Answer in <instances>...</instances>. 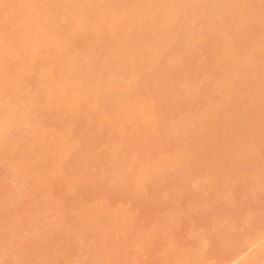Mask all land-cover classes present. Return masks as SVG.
<instances>
[{
	"label": "bare ground",
	"instance_id": "bare-ground-1",
	"mask_svg": "<svg viewBox=\"0 0 264 264\" xmlns=\"http://www.w3.org/2000/svg\"><path fill=\"white\" fill-rule=\"evenodd\" d=\"M1 1L2 2H0V4H2L4 2L3 3L4 5H5V3L9 4V6L12 5V7L11 6L10 7L12 8V10H14L16 8L15 5L18 6V3H20L22 0H1ZM34 1L35 2L38 1V3H39V5L37 6L38 8L36 10L33 9L35 12L32 11L33 14H31L32 16H30V17H28L29 15L27 16V14H25L26 17L28 18V19L26 18V22L25 23H21V21L18 22L22 26V28H21V26L19 27L22 30L21 31L19 30L17 32L15 31V33L12 35H11L12 32L9 33L10 35L7 34V26L8 25H6V19L3 17V14L6 11H1L2 9L5 10L6 7L3 8V6H2L0 8L1 9L0 15H2V17L5 19V22H4L3 18H2L3 21L0 20V22H1L0 23V61H1L2 65H4V68L7 66L9 69V67H10V70L7 72L9 77H6L7 73L3 74V72H6L7 67H6L5 71H2L0 69V72H1L0 73V86H1V84H2V86H5L7 88V91L10 89L8 91V93L9 92L12 93V92L16 91L15 92V94H16L17 90H20V92H18L20 96L17 95L18 93L16 94V96L14 95V98H15L14 100L17 99V96L20 97L19 101L21 99L24 100L26 98V97H24V95L26 94V90L29 89L28 93L25 95V96H27V98L25 100H27L28 102L31 101L30 105H32V106H30V107H35V108H36V103H35L34 99L37 96H35V98H34V97L30 96V93H31V91L34 92L33 90L36 88V90H38V92L36 91L37 95L43 96V100H44L43 102H44V104L46 103L49 108L53 103L57 104L58 107H56V110L54 109L56 111L55 113L57 115H59L57 117H60V120H59L60 123L57 125V127H59V126H61V128L62 127H64V128L65 127H67V128L68 127H70V128L75 127L74 124H76L79 120H81L84 117L85 121L87 120V122H88V126L86 124L85 125H86V127H89V128H88V131H86V134L83 131L85 136L83 135L84 141L81 140V143L83 142L82 148H81L82 150L80 149V151H79L78 149H76V152H77V150L79 151L78 154H80L81 152H82V154L84 153L83 155L81 154L82 155L81 157L84 156V158H85L82 160L81 157H77V159L79 158V161H81L80 163L78 160L75 159L77 166L79 165V168H81V171L78 170V173L80 172V176H81V174H84L83 176H86L87 173L84 171H89L88 170L89 166H92L88 160L90 158V156L91 157L93 156L96 159V160L92 159L93 160L92 161L90 158L91 162L94 163V160H95V162H97L99 159L100 162H102V163L104 162L103 165L106 163L105 164L107 166L106 168L109 167V170L106 169L107 173L106 172L104 173L106 177H102V175L100 173L101 176H99V177L97 176L98 178H96V180L98 179V182H103V184H104V185L99 186V184L96 183L99 188L100 187L102 188V190H99L101 196L97 197V200L99 199L100 201L95 202V206L94 207L92 206L93 207L92 210H89V208H90V204H89V207H87V209H86V207H85L86 205H85L83 207L85 210L82 208L83 211L80 212V215H79L80 219H78L80 221L79 222L77 221L78 224L76 223V228L78 230H80L79 231L80 233L77 232V230H75L76 229L74 226L75 225L74 223L76 222L75 218H74L75 222L72 220L74 222L72 227H70L71 226L70 225V226H67L65 228L61 227L60 224L58 226V222L55 223L54 221H51V222H54L56 224V225L54 224L55 225V227H54V225H52L53 223H51V225L54 228H49V230L48 229L43 230V228H41L42 229L41 230L42 236H40V234H38V235L36 234V238L34 236V240L32 239L33 242L31 241L30 247L28 244L27 245L28 248H26L27 246H25V245L19 247V249L17 248L18 251L20 250V252H21L20 256L23 257L25 255V257H23L24 259L21 257V259H18L19 260L18 263L17 262L16 263L17 264H20V263H22V264H53L54 258L59 253H62V252L64 253L63 249H61L62 252H59V251H61L60 248L63 246V244L67 245L71 241L74 243L78 242L77 245L76 244L74 245L73 243L70 242L68 245H70L71 247L73 245L74 246L81 245L83 242L82 239H85L84 233L85 234L91 233L90 230L96 229L98 227V226L96 227L98 222L101 225V222L105 221L104 223L106 224V225L102 224L101 226H99L97 228L98 230L96 229L98 231V233L100 232L99 233L100 235L102 233L101 236H103L102 237L103 240L101 238L100 239L103 242H105L104 237H108V234H107V236H104V234L108 233L109 230L113 229V230H115V233H116L120 228H123V227L126 228L127 225L130 226V224H132V223L129 224V222H131V221H129V219H127V218H126V221L128 223L123 220L125 225L121 224V223H123L122 221H121V223L118 222L120 219V216H118L117 214L120 212L116 213L117 210H116V212L111 210L112 208L109 207L110 205L108 206L105 203V200L112 199V198H109V199L106 198V194L110 195V192L112 193V195L115 194L114 196L116 197V200L117 199L120 200V198L117 196H119V195L121 196L123 194V196L121 198L124 200V193L123 192L126 191V190H124V187L126 186V184L128 182H130L129 180H131L132 174H133L132 175L133 178H132V181L130 183H131V186H133V188L131 186L129 187L130 184L128 183L127 187H125V189H130V191L132 190L131 193L134 190L136 193L134 192L135 194H133V193L131 194L128 192L126 195L127 198L134 196V195L136 197L139 196V198H141V197L144 198V195H145L144 192L145 193L149 192L148 190H146L147 188H145V187H147L146 183L148 181V182L153 183V187L157 186L155 189H153V187H151V190L153 189V191H154V192L151 191L152 193L155 194L157 192L159 195L162 194L163 197L160 195L161 198H164V195H165V198H167V199L168 198H174V201L172 202V204L175 203L176 206H174V210L176 208V210H175L176 212L172 211V213L175 212L174 215L175 214L179 215L180 219H182L183 223H184L183 216L184 215H186V217L189 216L188 215L190 213V212H188L189 210L193 211V209H194L196 211L202 212L203 215L205 214V216L207 215L206 219L208 218L209 221L205 220V218H204V220L209 222L208 226L206 225L208 230L205 229L204 231L205 232L208 231V233H207L208 235H206L205 232L202 235V232L200 230L198 232H196L195 231L196 228L192 229L193 233L191 234V236H192L191 238H193V240H190V244L192 241L193 244H192L191 249H194V252H195L194 255L195 256L197 255V257H198V256L204 255L205 252H208L207 247L210 246L209 244L213 243L214 244L213 253L216 255V257L214 255V257L212 256V258H217V262L219 260L221 262L219 264H223L224 261L227 260V258H230V257L233 258V256L239 255V254H240L239 256L242 255V257L247 256L248 253L251 252V250L249 252V249L264 245V244H262V243H264V241H263L264 237L262 235H260L262 232L260 233V231H258V229L261 231L264 230V217L262 215V214H264V158H263L262 149H261V148H263L262 145L264 144V142H263L264 141V124H262V126H261V124L259 123L262 120H264V119H262V117L264 118V107H262V106H264V83H261L262 81H264V0H32L31 3L35 4ZM29 2H30V0H29ZM171 2L172 3L175 2V5L177 6V11L174 12L172 6H169V4ZM23 3H25L24 0H23ZM26 5H30V3L26 4ZM14 6H15V8H13ZM18 7H20V6H18ZM25 7L27 8V11H28V7L27 6H25ZM22 8H23V6H22ZM174 9H176V7H174ZM203 9L205 10L204 12L202 11ZM6 10H9L8 11L9 15H11V13H12V15H14L13 13L17 9H15L14 12L12 10H11L12 12H10V9H8V7H7ZM19 10H20V8H19ZM2 12H3V14H2ZM12 15L10 16V19L13 17ZM16 16L13 18H16ZM20 16H22V15H20ZM20 16L18 15V17H20ZM196 16H199V19L201 16L202 19L199 20ZM196 18L198 19V21L200 23L204 22L203 23L204 26H206L205 23L206 24L210 23V24H207V27H208L207 30L208 31H205L206 33H204V31H203L204 29H202L204 37H203V41L199 38V40H201L202 42L201 41L199 42L198 47L194 46V44H196V42L194 43V41H196V40L192 41L193 33H195L194 31H196L195 29H197L198 26H200L198 21L197 22L194 21V19H196ZM43 19H46V20L43 21ZM170 19L173 21L172 22L173 24L170 23V25H172L171 27L167 26V28L170 27V29L166 30L165 25H163V26H165L164 27L165 30H164V28H161L162 24L169 22ZM14 20H16V22L15 23L11 22V24L13 23L16 25L17 19H14ZM9 21H11V20H9ZM45 21H47V22H45ZM22 24H24V25H22ZM9 26H10V24H9ZM9 26H8V29H9L8 31H12L13 28L10 30ZM43 28L45 29V32H41V29H43ZM13 32H14V30H13ZM86 32H91L92 34H90V35L92 37L87 38L86 36L89 33H87V35H86L85 34ZM197 33L195 34L196 36H197ZM198 36H200V34ZM198 36H197V38H198ZM173 38H177L178 43H176L177 42L176 40H175L176 42L172 43L171 40ZM197 38H195V39H197ZM170 42L172 44H174V46H172ZM125 43H128V44H126V45H128V47H126ZM51 44H53L57 47V48H55L52 45L55 49H58L57 54L54 55L56 62L52 61L53 62L52 65L54 64L55 68L48 71V72H45V74H46V75L44 74L45 76L43 75L41 78L39 77L38 79H35L34 82L30 83L31 81H29L30 79H28L29 74L30 73L32 74V72H35V71L36 72L40 71L41 67L42 66L46 67L45 63H47V62H43L41 60L42 58L37 60V57L33 55L34 52L36 53V51L41 49L43 46H49ZM122 44L125 46H122ZM49 48H52V47L49 46ZM42 51H44V50H42ZM54 53L55 52H53V54ZM176 54H182V56H183L182 58L184 59V61H185L184 64L186 66V67H184V69H181L178 67L177 64H179V62L178 63L174 62L173 59H175L174 56ZM202 54L207 57L206 58L207 61H206L205 65H201V63L200 64L197 63L198 58L201 59L200 57ZM15 55H16V57H15ZM50 56H52V55H50ZM179 56H177V57H179ZM40 57H42V56H39V58ZM46 59H44V60H46ZM50 59H51V57H50ZM52 59H53V57H52ZM176 60H177V58H176ZM202 62H203L202 64H204V61H202ZM1 63H0V66H1ZM50 63L51 62H49V64ZM49 64L47 63V67ZM200 66H202V67H200ZM146 68L152 69L154 73L151 74L150 76L146 75V77H145V75L143 73H145V71L147 70ZM143 69H144V71H143ZM152 70H151V72H152ZM206 70H209L210 73H213L212 77L215 76L213 80H210L211 83L205 81V79L202 77L203 72H205V74H206ZM9 72H10V74H9ZM39 73H41V71ZM140 73H142L144 77H142V75ZM4 75H6V76H4ZM38 75L36 76V78L38 77ZM200 78H201V80L203 79L205 82L209 83L208 86L206 85L207 87L205 85H203V87H205L204 90L196 91V89H195V91L192 92L193 93L192 95H188L189 91L187 93V92L183 91L184 88H182V89L180 88L181 83L184 84L185 82H187L190 85H194V84H197V82L200 80ZM23 83H24V85H23ZM25 83H26V85H25ZM198 84L200 85L199 82H198ZM31 85H34V86H31ZM25 86H27V87H25ZM22 87H24V88H22ZM28 87H30V88H28ZM183 87H185V85ZM192 87H191V90L194 89V88L192 89ZM203 87H201V88L203 89ZM14 88H15V90H14ZM185 88L187 91V87H185ZM201 88L199 86V89H201ZM122 90H124V92ZM2 91H3V89H2ZM8 93H5V94L11 96V97L9 96L10 97V100H9L10 104H13V105L15 104V108H16V104H17L16 102L17 101H15V103H12V100H13L12 94H8ZM7 95H5L4 97L2 96V97L5 99V97ZM205 95H209L211 97V98L206 99V100H210V101L212 100V101L207 103V101L204 98ZM11 98H12V100H11ZM37 98H39V97H37ZM44 98H46V99H44ZM98 98L99 99L101 98V100H100L101 106L99 104V107H97V102L99 103V101L97 100ZM155 98L157 99L156 102H155ZM7 99H8V97L5 99L4 103L7 102L6 101ZM50 99H52L53 101ZM157 101H158V104H156V106L151 105V103L152 104H153V102L157 103ZM244 102H246V103L249 102V103H247L246 106L250 105L249 107H251V106L252 107L247 109V107L245 106L246 108L243 109L244 105L246 104V103L242 104ZM200 103H204L205 108L204 107L203 108L205 110L200 111L201 110L200 109L201 106H200V108H197L200 110L195 111V108ZM37 104H40V103L38 102ZM6 105L8 107L6 106L7 107L6 108L4 106L5 111L11 110V111H9L11 113L13 111V109H15L12 105H9V102H7ZM28 105H29V103H28ZM201 105H203V104H201ZM24 106H26V104ZM27 107H29V106H27ZM30 107H29V109H32ZM96 107L100 110L98 115H95L97 112H96V110L95 111L93 110V109H97ZM127 107L133 108L132 112H131V109L129 110L130 112L129 111L126 112V113H129L126 116H129L130 118L134 114L136 115V113H140V114L142 113L143 114V116L141 115L143 117L142 123H140L141 120H139L140 122L138 121L139 118L138 119L135 118L140 123L139 125L142 124L141 126L144 129L141 130V129H139L140 127L138 129L134 128L133 132H135V130H137V131L135 133L131 132V135L133 133V135L136 136L135 139H134L135 136L132 138L133 140H136L133 143H136L138 140L146 143L150 138V141L147 142L148 146L151 147V145L149 144L150 142H153L152 145L156 146L157 142L159 144L163 140V139H159L160 136L164 135L166 139L163 136L164 140L161 144L158 145V147L161 148L160 145H162V144H163V146H165L164 143L168 144L169 147L167 145L166 146L168 147V149L171 147L170 148L171 152L169 150V152L166 153L167 151L163 150L164 149L163 148L162 149L163 153L165 151V153L167 154V157L163 153H161L162 155H160V154L156 155L155 153L154 154L156 155V157L158 156V158L160 156H164L166 158L160 157L159 159L156 158L157 160L154 159L155 155L153 156V154H150L151 148H150V150H148L147 149L148 147L145 146V145H147V143L144 145L142 142L140 143L139 141L135 144V146H137V145L139 146V147L137 146L138 148L136 147V150H135L134 146L132 145L133 151L132 150L129 151L128 157H126L127 155L123 156L124 154H122V156L118 157L119 154H121V153H118V154L116 153L117 154V156H116L115 153H113V155H112L111 154L112 152H111L108 154L103 153L105 155L100 153L103 157V158H100L101 156L99 154L98 155L96 154L98 151L96 148V147H98L97 145H99L98 143L101 142V144H102V141H105L108 144V141L109 142L111 141L112 143H113V141H116L115 140L116 137H115L114 133L117 130H119V131L123 130L124 131L125 128H123L124 127L123 124H126L128 122L127 123V125H128L130 122L129 125H130V127H132L131 122L133 120H131L129 117H128L129 120L127 119V122L123 121L124 122L123 124L121 123V121H120V123H119V121L111 123L112 124L111 127H110V125L107 124L108 122H106V121H110V120L113 121V119L115 118L114 117L115 111L119 110V112H122V110L123 109L125 110V108H127ZM181 107H183V108H181ZM54 108H55V106H54ZM249 109H251L252 111L251 110L248 111ZM51 110H52V108H51ZM99 110H97V111H99ZM126 110H128V108ZM32 111H34V113L36 112L34 110V108L31 110V112ZM92 111L96 112L94 114L95 116H92L93 114H90V112H92ZM0 112H1V108H0ZM2 112H4V110ZM9 112H7V113L4 112V115H5V113L8 114ZM15 112H12L11 121H12V118L14 117L13 115L15 114ZM40 112H41V110H40ZM10 113H9V116H11ZM45 113L46 112H44V114ZM17 114H18V112H16V115ZM32 114H33V112H32ZM4 115L2 114V116H4ZM33 115H36V114H33ZM135 115L133 117H135ZM137 115H139V114H137ZM167 115H169V116L171 115L170 116L171 118H169V116L167 117ZM5 116H8V115H5ZM36 116H38V115H36ZM55 116H54V118H55ZM1 117H0V119H2ZM5 118H3V119H5ZM33 118H35V116H33ZM47 118H48V116H47ZM54 118H52V119H54ZM121 118H124L123 114H122ZM121 118H119V119H121ZM177 118H180L179 121L175 120ZM259 118H261V120L259 122H257L259 120ZM57 119H59V118H57ZM219 119H221V121ZM224 119L226 122L225 124H227V121L232 124V125L230 124V127L232 126L234 128L235 132H234L232 127H231L232 129L231 128L229 129V127H228V129H225L226 128V126H225V128L222 129L223 127L220 124L223 123L222 121ZM254 119H256V120H254ZM8 120H9V118H8ZM20 120H23V119L20 118ZM55 120H56V118H55ZM123 120H125V119H123ZM11 121H10V124L7 123V126L11 125L10 127H12L13 123ZM114 121H115V119H114ZM116 121H117V118H116ZM216 121H218V122L220 121L221 123L219 122V124L216 125V123H218ZM13 122L16 123L15 119ZM57 122H58V120H57ZM82 122H84V121H82ZM21 123H24V122L21 121ZM51 123L52 122H50V124ZM54 123H55V121H54ZM0 124H1V122H0ZM2 124H5V125H3L5 127V128H3L5 131V129L7 128L6 123L4 122ZM22 125H24V124H22ZM85 125H83V126H85ZM107 125H108V127H105ZM113 125H114V127H112ZM127 125H125V126H127ZM0 126L2 127V125H0ZM14 126H15V124H14ZM19 126L21 127V124ZM76 126H78V124ZM10 127L8 128V130H10V129L12 130V128H10ZM20 127H19V129L18 128H16V129H18V131H20ZM46 127H48V126H46ZM133 127L131 129H133ZM219 127H220V129H222L221 131H220ZM61 128L59 127L60 130H61ZM109 128H110V130H109ZM3 129L0 128V133L2 132ZM52 129L55 130V128H52ZM56 129H58V128H56ZM77 129H79V128H77ZM83 129H84V127H83ZM147 129H151L149 131L154 133L153 137H155V138L152 137L153 133H150L148 135L149 137H147V138L143 136V135L147 136L146 133L149 132ZM152 129H153V131H152ZM62 130H64V129L62 128ZM145 130H147V131L145 132ZM223 130L227 133L224 134ZM227 130L228 131L230 130V132H228ZM7 131H6V133H8ZM42 131H43V129H42ZM81 131L82 130H80V133H81ZM142 131H144V132H142ZM53 132L51 135V132L49 133V130H48V133L51 136H49L46 147H47V149H50V151H51V149L56 151L57 155L55 154V156L51 157V158H49V157L52 154H50V155L47 154V155H49L48 158H47V155H45L46 156L45 158L42 155L43 158L41 156V158H40L41 160H39V156H36L34 154L38 159V160L35 159L36 162L33 159L31 160V158H29V162H28L27 157H25L26 156L25 151L27 149L28 152L27 151L26 152L29 155V153L33 151V150H31L32 147L34 149V152L36 151L35 148L37 149V147H41L38 144L41 141V136H38V134H37L38 132L35 133V135L30 136L29 140L27 141V142H29L30 146L27 145L28 143L24 144L26 141H23V143L19 142L22 144V145H20L21 147L20 146L19 147L22 149V151L25 150L24 152H22L20 149H18L19 147L18 146L16 147L14 145V142H13V144L11 143L14 140L9 141L8 139L10 137H8V139H7V135H9L10 133H8L7 135L4 133L6 135V138H5V140H3V139L2 140L5 141L6 144L4 142L5 145L2 143L3 146L2 145L0 146L1 159H2V157L3 158L4 157L9 158V159H6L9 161L7 164V167L10 170L11 169L14 170L16 168V170H14V171L11 170L13 172H16L18 170L16 172L18 174V176H16V177L17 178L20 177L21 179L23 178L25 180V181H23V179L21 180L22 182H24L23 184H25L26 182L29 183V181H30V183H33L32 181H34L35 183H33L34 184V185H32L33 187L30 186V183H29V186L31 188L30 189L28 188V190H30L31 192H27V190H23V192L20 193L21 198L20 197L19 198L22 200L19 199L20 200L19 206L21 207L24 205V207H21L23 211L20 208L19 211L17 209L15 210L16 213L14 210H12V212H10L11 210H8L9 208L7 207V209L5 208L7 210V212H6L4 209H2V207H1L2 203H1L0 215L2 217L0 216V233L2 232L1 233L2 235L5 234L6 232H7L6 234L10 235V233L14 230L13 228H16L18 226L17 222L20 223V220L22 219L21 216L23 217L26 215L27 217L25 216L23 218L26 220H28L27 218H29V219L31 218L32 222L30 220H28L27 221L28 223H29V221L31 223H37L36 222L37 217L33 216V214L35 215V213H33V211H32V213H30L32 207H29V206L34 205L36 200H37V202L40 200L42 202L46 198L49 197L48 199L50 201L52 200V202H53V200L58 198L57 195H56L57 197L54 198L55 194H53V195L51 194V192L53 193L54 190L53 189L50 190V187H52L54 185V183L58 181L59 170H61V173H62L61 177L64 176V179L62 182H64V181L66 182V180L68 181V179H66V177H68V176H66L64 174H66L65 171H67L69 169V167L73 168L72 167L73 164H72V166L69 165L68 169H65L66 165L63 163V162H65V161H63V158L66 154H68L70 152V149H71L70 147L72 145L70 144L71 146L69 147V142L67 141L69 138L68 139L66 138L67 139L66 140L64 138V135H63L64 133L62 134L58 130L60 135L55 136L54 135L55 132H54V134H53ZM221 132H223L222 133L223 135L221 134ZM237 132H238V135H237ZM80 133H78L79 136L77 134H76L77 136H74L76 138L79 137L77 139L78 141L82 138L81 137L82 135H80ZM136 133L138 136L136 135ZM156 133H160L159 135H157L159 138L157 136H155ZM161 133H163V134H161ZM239 133L242 135H243V133L253 135V136L250 135V137L251 136L253 137L252 140L251 139L249 140V138H250L249 136H248L249 138L247 137V139L251 143V144H249V142H247L248 143L247 145H249V146H247L246 144H245V146H243L244 144L240 145V143L236 142V141L241 142L240 140H236V139L240 138ZM4 134H0V135H2L4 137ZM41 134H47V133L42 132ZM141 134H143V135H141ZM247 134H246V136H247ZM103 135H104V137H103ZM150 135H151V137H150ZM224 135H226V136H224ZM15 136H19V135L16 134ZM219 136H221V137H219ZM67 137H68V135H67ZM138 137H141V138H138ZM143 137L146 138V141H143V139H144ZM224 137L226 140L224 139ZM228 137L231 140H229ZM17 138H14V139H17ZM227 138H228V140H227ZM10 139H12V138H10ZM44 139L46 140L45 137H44ZM156 139H159V141ZM217 139L219 142L221 141L222 144L225 141V145L229 144V146L231 148V151L227 152V154L229 153L228 155L225 153L228 156L227 160L225 159L224 163H222V162L219 163V164H222V166H217V164H218L217 161H219V160L216 161L217 158H215V159L213 158V157L217 156L218 154L217 155L212 154V152L214 151V149H213L214 145L217 146V143H219L217 141ZM154 140H156L157 142ZM17 141H19V140H17ZM167 141H168V143H166ZM226 141H228V142H226ZM229 141H231V142H229ZM234 141L238 144H236ZM42 142H43V140H42ZM75 142H77V141H75ZM85 142H87V143H85ZM154 142H156V144ZM169 142L172 143V145ZM186 142H187V144H185ZM233 142H234V144H232ZM242 142H244V140H242ZM133 143H131V144H133ZM244 143H246V142H244ZM48 144H49L50 148L48 147ZM85 144L87 145V147H85L86 146ZM181 144H184V145H181ZM40 145H42V144H40ZM123 145H125V144H123ZM187 145L189 146V148ZM218 145L220 146V144H218ZM237 145H238V147H236ZM113 146H111V147L113 148ZM140 146H142V147H140ZM183 146H186L187 148L183 147ZM78 147H81V146L79 145ZM226 147H225V150H226ZM258 147L259 148L261 147L260 148L261 150L258 149ZM114 148H116V147L114 146ZM144 148H146L148 151L147 150H142V151H145V152L147 151L150 155H148L147 152H146L147 153L146 155H148V156H146L144 152H143L144 154H142L141 149H144ZM218 148H217V150H218ZM39 149H42V148H39ZM83 149H84V151H83ZM165 149H166V147H165ZM172 149L177 150V151H175V153H173L174 151H172ZM13 150L15 152H13ZM17 150L21 154H23L22 156L20 155L19 157H23V158H22V160H20V158H18L17 161H21V162L16 161L17 162L16 163V162H14V160L17 159V157L15 156L18 154V153L16 154ZM108 150H110V148ZM117 150H118V148H117ZM137 150H139L140 152ZM181 150L183 151V153ZM50 151H49V153H50ZM86 151H88V152L90 151V152L86 153ZM100 151H102V150H100ZM8 152H9V154H8ZM127 152L128 151H126L125 153L127 154ZM24 153H25V156H24ZM151 153H153V152H151ZM3 154H5L6 156L5 155L3 156ZM75 154H76V156L78 155L77 153H75ZM85 154L86 155L88 154V155L86 156ZM90 154H92V155H90ZM93 154H95L96 156ZM177 154H179V155H177ZM10 155L11 156L14 155V158L15 157L16 158L14 159L13 156L11 157ZM168 155H169V157H168ZM150 156L151 157L153 156V158H151ZM179 156H181L182 159L179 158ZM28 157H30V156H28ZM97 157H98V159H97ZM11 158H13V160ZM74 158H76V157H74ZM25 159L27 161H25ZM84 160L86 163L84 162ZM86 160H88V161H86ZM110 160H112V161H110ZM11 162H12V164H10ZM31 162L34 163V165H33L34 170L31 167V164H32ZM70 162H71V160H70ZM87 162L89 165L87 164ZM100 162H97V163H100ZM112 162H113V166H112ZM14 163H16V165ZM62 163H63V169H62ZM97 163H95V164H97ZM108 164H110V165H108ZM9 165H11V167L13 165V168H11ZM74 165H75V168H74V170H75L76 164H74ZM204 166H206L205 168H207V172H206V170H204L205 169ZM29 167L32 169H29ZM129 168H131V169L133 168V170H131L132 173H131V171L130 172L128 171ZM202 168L204 171L202 170ZM74 170H73V172H74ZM96 170H97V168H96ZM202 172L204 175L202 174ZM204 172H206L207 174L209 173L208 176H206ZM61 173H59V174H61ZM78 173L77 172L74 173L75 178H73V179H76V176H77L76 174H78ZM89 173H90V171L88 172L87 176L92 175V173L91 174H89ZM134 175H137V176H134ZM158 176H159V178H158ZM61 177H60L59 181L62 179ZM70 177H69V180H70ZM89 177H91V176H89ZM89 177H87V179ZM129 177H130V179H128ZM155 177H157V178H155ZM83 178L81 177L80 181L85 180V178L84 179ZM134 178H135V180H134ZM102 179H103V181H102ZM124 179L126 182L124 181ZM156 179L158 181H160V182L162 181V182L159 183L157 181L158 182L157 183V182H155ZM26 180H29V181H26ZM55 180H57V181H55ZM91 180H92V178L89 181H91ZM93 180H94V177H93ZM3 181L4 180L1 181V179H0V183L2 182V185L1 184L0 185L3 186V187L0 186L1 187L0 192L3 191V193H2L3 195L1 193L0 194L2 196L9 195L7 193H4V190L6 188L7 191L5 190V192H8L10 190V188L8 186H10V185L8 183L7 187L4 186L7 182L3 183ZM110 181L113 184L117 185V186L114 185V186H116L115 190H117V191L111 189V187L110 188L108 187L110 185V184H108ZM133 181L135 183H133ZM194 181H196L197 184L200 183L198 185H201V186L203 185L201 182L204 183V185L202 186V189L205 187L204 189H206V190H203V191L200 190L201 187L199 190L196 189L198 185H196V188H195L197 191H199V193H200V191H202L204 193V196L199 195V194L197 195V193H198L197 191H196L197 193L195 195V189L192 192V189H191L192 187H190V189L188 188L189 184L190 185L194 184ZM19 182H20V179H19ZM36 183H37V185H36ZM73 183H76V182H74V180H73ZM73 183H72V181H71V183H69V181H68V185H67V182L65 183V185L63 184V187L64 186L65 187L67 186L66 188L69 187L68 190L65 187L63 189L62 186H61L62 188L59 189V190H61V192H62V189L65 190V192L68 191L70 196L72 194L70 192H73L74 196L72 195L73 198L70 197V199H69L70 201H71V199L78 198V196H79L78 191H80V189H81L80 187H81L82 182H80V183L77 182L78 183L77 186L80 185V187L75 186L76 184L73 185L76 187L77 191H76V189H74L73 186H71V184H73ZM132 183L135 185H133ZM162 183H163V185H162ZM82 184H84V181ZM86 184H88V183H86ZM159 184H161V187ZM123 185H124V187H123ZM87 186H89V184ZM103 186H104V188H103ZM114 186H113V188H114ZM158 186L160 189L158 188ZM54 187H55V185H54ZM120 187L123 188L124 191L122 189H120ZM162 187H163V189H161ZM176 187H177V191H176ZM78 188H80V189H78ZM118 188L120 189V191L122 190L121 191L122 193L118 190ZM139 188L144 189V190L141 189L143 191V193H141L142 191L141 192L139 191L140 190ZM84 189H86V188L83 187V190ZM91 189H94V187L93 188L90 187V189H87V190H91ZM164 189H165V191H164ZM173 190H174V192H173ZM35 192H37V193H35ZM61 192L59 191L58 194H60ZM88 192L90 194V191H88ZM118 192H120L121 194H119ZM68 193H66V194H68ZM205 193H207V195L210 193L211 197L210 196L207 197ZM24 194H26L28 196H26ZM30 194H31V196H30ZM66 194H64V195L66 196ZM92 194L95 195V193H92ZM96 194H98V193H96ZM147 194H149V193H147ZM1 195H0V200H1V198H3V197H1ZM83 195H84V193H83ZM128 195H130V196H128ZM159 195H158V197H159ZM61 196H62V194H61ZM34 197L36 198V200ZM107 197H111V195L107 196ZM115 197H114V199H115ZM126 197H125V199H127ZM147 197L149 199H147L146 201H145V199H143V201L141 199L142 203L139 206H142V204L146 205V203H144V202H148V200H152V199H150L149 196H147ZM155 197H153V201H154ZM219 197L224 198L226 200V205H223L225 207L218 210L216 208V202L217 201H215V200H218L216 198H219ZM50 198H52V199H50ZM159 198H158V200H159ZM48 199H46V201H48ZM60 199H62V197H60ZM101 199H105V200L102 201ZM114 199H112V200H114ZM128 199H130V198H128ZM188 199H190V200L192 199V202H188ZM26 200L29 202V204H27L28 202ZM59 200H57V201L55 200L56 202L54 201L53 203L58 204L60 202L59 205L62 208H65V206H68V208L70 207L69 205H66V204H68L69 201L67 203H64V205H65L64 206L62 204L64 202V200L63 199H62L63 201H59ZM86 200H88V198ZM156 200H155V202H157ZM24 201H25V203H24ZM130 201H132V200H130ZM134 201H136V200H134ZM15 202H17V201H15ZM44 202H43V204H44ZM160 202H162V201H160ZM31 203H33V204L30 205ZM104 203L106 206L104 205ZM158 203H156V205L155 204L154 205L156 207H159V206H157ZM46 204H47V202H46ZM57 204H55V205L57 206ZM61 204H62V206H61ZM136 204H137V202H136ZM154 205L152 204V201H151V205H148V206H154ZM25 206H26V208H25ZM82 206L83 205H80V207H82ZM131 206H132V204H131ZM188 206L189 207L191 206L190 207L191 209L188 208ZM28 207L30 209H28ZM58 207L59 206H57L56 208H58ZM60 207H59V210H60ZM12 208H10V209H12ZM124 208L126 209V210L125 209L124 210L127 212L131 210L130 207L129 208L124 207ZM26 209H28V211H29L28 213L26 212ZM33 209H34V207H33ZM157 209L158 208H156V210ZM159 209H160V207H159ZM20 210H21V212H20ZM64 210H66V209H64ZM64 210H62V211H64ZM133 210H134V208H133ZM156 210L154 209V211H156ZM60 212H59V214H60ZM157 212L160 213L159 210H157ZM187 212H188V214H187ZM253 212H256V213H254V216H255V214H257L259 212L261 213V215L258 214L259 216L252 217L251 214H253ZM4 213H7V214H5L6 216L3 215ZM17 213L19 214L20 217L18 216ZM64 213H65V211H64ZM66 213H68V212L66 211ZM66 213H65V215H66ZM113 213H114V215H113ZM8 214H9V216H7ZM63 214H62V216H63ZM115 215H117V216H115ZM164 215H165L166 219H164L165 222L164 221L163 222L166 223L167 221L170 220L168 222L169 226L167 224L160 222L162 220V218L164 217ZM181 215H182V218H181ZM200 215H201V213H200ZM58 216L60 217V215H58ZM66 216H68V215H66ZM167 216H168V214L166 215L165 213L163 214V216H161L162 218L159 215L160 218L158 217L159 218L158 220H160V221L158 222L156 220L157 219L156 218L155 223H157V222H158V224L162 223L165 226L167 225V227H170L172 225L177 226L175 223V222H177V221H175V220H177L176 219L177 216H175L176 218H175V220L173 219V221L171 219H168ZM186 217H185V219H186ZM34 218L36 220H34ZM106 218L108 220H106ZM199 218H201V217H199ZM17 219H19V220L17 221ZM57 219H59V218H57ZM68 219H67V221H68ZM93 219H96V220L93 221ZM9 220H11V222ZM192 220H195V219L192 218ZM15 221H17V222L15 223ZM64 221H65V219H62V221L60 223H62V222L64 223ZM179 221H181V220H179ZM205 221H203V222H205ZM21 222H22V220H21ZM69 222H70V220H69ZM195 222H194V224H195ZM12 223H13V225H12ZM187 223H189V222H187ZM22 224L27 225L24 223H22ZM66 224H68V222ZM119 224L121 226H118ZM177 224H178V222H177ZM179 224H181V223H179ZM185 224H182V225H185ZM205 224H207V223H205ZM14 225H16V226L14 227ZM51 225H50V227H52ZM77 225H78V227H77ZM196 226L194 225V227H196ZM7 227H9V228L7 229ZM36 227H39V226L36 225ZM68 227H70V228H68ZM79 227H81V228H79ZM104 227H106L105 230H103ZM130 227H128V228H130ZM152 227H155V226H152ZM187 227H188V225H187ZM192 227H193V225H192ZM238 227L240 229L237 230L236 228H238ZM108 228H109V230H108ZM151 228L149 229V230H151L149 232H150V234L154 235L155 232H154V230L152 231ZM159 228H157V229H159ZM241 228H243V229L241 230ZM99 229H101V230H99ZM157 229L155 231L158 234L155 233V235L160 237L161 236L160 234L163 231H165L164 230L165 228L162 229V225H161L162 231L159 230L160 234L157 231ZM81 230H82V232H81ZM106 230H108V231H106ZM179 230L185 231L184 229H179ZM104 231H106V233ZM169 231L171 234V230H167V234ZM174 231H173V233H174ZM144 232H148V231H144ZM199 232H201V234ZM16 233H17V231H16ZM59 233H60V235H59ZM78 233L79 234L83 233V234L78 235ZM98 233H97V235H99ZM113 233L114 232H112L111 234H113ZM117 233H119V232H117ZM142 233H143V231H142ZM179 233H180V231L177 233V235H180ZM12 234H14V231ZM150 234L148 233V235H150ZM162 234L165 235L164 237L167 236L166 233H162ZM170 234H168V235H170ZM9 235H6V238H7V236L9 238ZM76 235L79 238H77ZM182 235H185V237L187 238V235L185 233H183ZM142 236H145L147 238L146 233H143ZM157 236H155V237H157ZM58 237L61 240L58 239ZM82 237H84V238H82ZM145 237H143V239ZM171 237H173V234H171L170 237L167 236V238H171ZM175 237H177L176 241H175V239L173 240L171 238V240H173L175 242L173 244L170 241V239H168V241H170V244H168L165 241L166 238H164V241H165L164 243L168 244L169 246L166 249L167 246H165V244H163V246H165L164 247L165 250L162 251V248H160L161 250L160 249L159 250L161 251V253H159V254H162L161 256L164 257L169 252V249H170V251H171L170 253H173L172 255H174V257L176 259V260L174 259L176 264H184V263L187 264L189 262L191 264H198V262H200V261H198V258L195 259V256L194 257L190 256L189 251H188L189 253H187L186 251H184L185 249L182 250L181 249L182 245L178 244L181 248L177 247L178 246L177 243L179 242L177 240L179 239L180 236H175ZM175 237H173V238H175ZM189 237H190V234H189ZM65 238L66 239L68 238L67 242L65 241ZM11 239H12V237H11ZM57 239L60 240L59 242L62 241L61 243H59L60 247L57 244L58 243ZM157 239H159V238H157ZM160 239H161V237H160ZM114 240H116L115 237H114L113 241ZM147 240H148V238H147ZM5 241H7V240H5ZM54 241L56 244L53 245ZM118 241H119V239H118ZM142 242H144V241H142ZM130 243L131 242H129L128 245ZM174 244H176L177 246H175ZM2 245L3 244H1V246ZM50 245L53 248H48V247H50ZM82 245H84V244H82ZM124 245L126 247V244H124ZM13 246H14V248H16L15 245H13ZM138 246L140 247V244L137 245V247ZM163 246H161V247H163ZM189 246L186 248V250L191 247V246L190 247ZM193 246H194V248H193ZM22 247H25V248L23 249ZM78 247H80V246H78ZM82 247H84V246H82ZM14 248H13V251H16L17 249L14 250ZM47 248L49 249V251H47L48 250ZM75 248H77V247H75ZM22 249L24 251H21ZM51 250H53V251L55 250V251L50 252ZM56 251H58L57 255L55 254ZM107 251H109V250H107ZM136 251L138 252V250L135 249L134 252H136ZM160 251H158V252H160ZM20 252H17V255H18V253L20 254ZM92 252L93 251H91V253ZM94 252L97 253V251H95V250H94ZM191 252H193V251H191ZM211 252H212V250H211ZM14 253L16 254V252H14ZM209 253H206V254H208V256H209ZM97 254L99 255V253H97ZM155 254H158V253H155ZM59 255L56 258H61V257L65 258L64 254H61V256H59ZM134 255L136 256L138 254H134ZM158 255H156V258L158 257ZM52 256H54V258ZM93 256H95V255H93ZM102 256L103 255H101L99 258L103 261ZM105 256H107V255H105ZM125 256H123V257H125ZM167 256H168L167 260H169V262H170V258H169L170 255H166V257ZM160 257H159V259H160ZM237 257L238 256H236V258ZM173 258L171 257V259H173ZM248 258H249V256H248ZM204 259H207V256ZM237 259H235V260H237ZM95 260H97L96 256H95ZM104 260H105V258H104ZM155 260L156 259H154L153 261H155ZM162 260H164V259H162ZM167 260H164V261H167ZM230 260H231V258H230ZM230 260H229V262L231 263L233 260H231V261ZM7 261L9 263L12 260L7 259ZM7 261H6V264H7ZM58 261H59V259H58ZM164 261H163V263H164ZM13 262L14 261H12L11 264H14ZM104 262L106 264L108 262V259H107V262L106 261H104ZM158 262H157V264L161 263V262L160 263H158ZM169 262H168V264H169ZM175 262H172V264ZM217 262H216V264H217ZM233 262H235V261H233ZM95 263H96V261H95ZM214 263H215V261H214ZM230 263H227V264H230ZM238 263H240V262H238ZM97 264H98V262H97ZM199 264H212V260L208 259V260H205ZM235 264H237V263H235Z\"/></svg>",
	"mask_w": 264,
	"mask_h": 264
},
{
	"label": "rangeland",
	"instance_id": "rangeland-1",
	"mask_svg": "<svg viewBox=\"0 0 264 264\" xmlns=\"http://www.w3.org/2000/svg\"><path fill=\"white\" fill-rule=\"evenodd\" d=\"M0 2H2L1 0H0ZM24 2L26 3V4H29L30 3V5H26L25 3H23V0L20 2V3H18V6H20V7H18L17 5H15L16 6V8H15V6L13 7V8H15V9H17L15 12H14V10H12V5H10L9 6V4H7V3H5V5L2 3V4H0V8L3 6V8L4 7H6L5 8V10H1V11H6V12H4V14H3V12H2V14H3V17L6 19V25H8L9 26V24H10V26H9V28H10V30L13 28V30H14V32H13V30L12 31H8L9 29H8V26H7V34L8 35H10L9 33H11V35L12 34H14L15 33V31L17 32V31H21L22 29V26L18 23V22H20L21 21V23H25L26 22V15L25 14H27V16L28 17H30V16H32L31 14H33V12L32 11H34V10H36L38 7V5H39V3H38V1H34L35 2V4L33 3H31L32 2V0H30V2H29V0H24ZM22 3V4H21ZM8 5V6H7ZM23 6V8H22V6ZM27 6L28 7V11H27V8L25 7V6ZM175 2H171L170 4H169V6H172V8H173V11L175 12V11H177V6L175 5ZM7 7H8V9H10V12H14L13 14L14 15H12V13H11V15L13 16V17H15L16 15V18H11L10 19V16L11 15H9V13H8V11L9 10H6L7 9ZM30 7V8H29ZM174 7H176V9H174ZM19 8H20V10H19ZM22 8V9H21ZM34 9V10H33ZM12 10V11H11ZM19 10V11H18ZM23 10V11H22ZM0 11V12H1ZM18 11V12H17ZM203 12L205 11L204 9L202 10ZM17 12V13H16ZM20 12V13H19ZM35 12V11H34ZM16 13V14H15ZM1 14V13H0ZM18 15L20 16V15H22V16H20V17H18ZM1 17H0V20L1 21H3L4 20V22H5V19L2 17V15H0ZM23 17V18H22ZM198 19H199V16H196ZM2 18H3V20H2ZM194 19V21H198V19ZM14 19H17V24L15 25V24H13V23H15L16 22V20H14ZM28 19V18H27ZM200 19H202L201 18V16H200ZM199 19V20H200ZM9 20H11V21H9ZM44 20H46V19H43V21ZM8 21V22H7ZM171 21V22H170ZM3 22V23H4ZM10 22V23H9ZM11 22H13L12 24H11ZM45 22H47V21H45ZM173 21L170 19L169 20V22H166L165 24L163 23L162 24V26L163 25H165L166 26V30H169L170 29V27L172 26V25H170V23H172ZM199 22V21H198ZM1 23V22H0ZM9 23V24H8ZM204 23V22H203ZM202 22L200 23L199 22V25L200 26H198V28L197 29H195L196 31H194L195 33H193V38H192V41H194V40H196V41H194V43L196 42V44H194V46L195 47H198V45H199V42L202 40L203 41V37H204V35H203V31H204V33H206L205 31H208L207 29H208V27H207V24H210V23H205V25L206 26H204V24H203ZM173 24V23H172ZM198 24V23H197ZM22 25H24V24H22ZM212 25V24H211ZM21 26V28H19ZM161 26V28H164L165 26H163L162 27ZM167 26H170V27H168L167 28ZM205 28H204V27ZM17 27V28H16ZM197 27V26H196ZM195 27V28H196ZM16 30H15V29ZM19 28V29H18ZM218 28V27H217ZM202 29H204L203 31H202ZM164 30H165V28H164ZM199 32H198V31ZM41 32H45V29L43 28V29H41ZM145 32V31H144ZM198 32V33H197ZM19 33V32H18ZM49 33V32H48ZM51 33V32H50ZM87 33H89L88 35H87ZM197 33V36L200 34V36H198V38H197V36L195 35ZM86 35V37L87 38H90V37H92L90 34H92L91 32H86L85 33ZM84 36V37H85ZM89 36V37H88ZM195 36V37H194ZM202 36V37H201ZM195 38H197V39H195ZM199 38L201 39V40H199ZM174 39V40H173ZM172 40H171V42L172 43H174V42H176V43H178V39L177 38H173ZM176 40V41H175ZM198 40V41H197ZM201 41V42H202ZM170 42V43H171ZM171 43V45L172 46H174V44H172ZM126 44H128V43H125V45ZM53 44H51V45H49V46H51L52 48H49V46H43L41 49H39L38 51H36V53L34 52V56H36L37 57V60L38 59H41L43 62H47L48 64H49V62H51L49 65H48V67H47V63H45V65H46V67L45 66H42L41 67V69H40V71H41V73H39L40 71H38V72H32V74L30 73L29 74V76H28V79H30L29 81H31L30 83H32V82H34V80L35 79H38L39 77L41 78L44 74H45V72H48V71H50V70H52V69H54L55 68V66H54V64L52 65V61H55V57H54V55H56L57 54V52H58V49H55V48H57L55 45H53ZM125 45H123L122 44V46H125ZM176 45V44H175ZM121 47V46H120ZM126 47H128V45H126ZM51 49V50H50ZM42 50H46L45 52L44 51H42ZM55 50V51H54ZM40 51V52H39ZM53 52H55L54 54H53ZM47 53V54H46ZM50 55H52V56H50ZM180 55V56H179ZM39 56H42V57H40L39 58ZM177 56H179V57H177ZM15 57H16V55H15ZM44 57V58H43ZM50 57H51V59H50ZM52 57H53V59H52ZM175 59H173L174 60V62H179V64H177L178 65V67L179 68H181V69H184V67H186L185 66V64H184V59L182 58L183 56H182V54H176L175 56ZM200 57V56H199ZM47 58V59H46ZM176 58H177V60H176ZM201 59H199L198 58V61H197V63L198 64H200L201 63V65H205V63H206V61H207V57L205 56V55H201V57H200ZM203 58V59H202ZM44 59H46V60H44ZM202 61H204V64H202L203 62ZM56 62V61H55ZM0 63H1V61H0ZM183 63V64H182ZM44 64V63H43ZM3 66V67H2ZM7 67V66H6ZM6 67L4 68V65H2V63H1V66H0V69L2 70V71H5L6 70ZM50 67V68H49ZM200 67H202V66H200ZM205 67V66H204ZM203 67V68H204ZM147 70L145 71V73H143L144 75H145V77H146V75H148V76H150L151 74H153L154 72H153V70L152 69H150V68H146ZM10 70V67H9V69H8V67H7V70H6V72H3V74L5 73H7L8 71ZM151 70H152V72H151ZM205 70V69H204ZM44 71V72H43ZM142 71V70H141ZM143 71H144V69H143ZM150 71V72H149ZM11 72V71H10ZM10 72H9V74H10ZM148 74H147V73ZM1 73V72H0ZM40 75H38V74ZM141 75H142V77H144L143 76V74L142 73H140ZM204 74V75H203ZM203 74H202V77L205 79V81H207V82H210V80H213L214 79V77H212L213 76V73H210L209 72V70H206V74H205V72H203ZM32 75V76H31ZM38 75V77L36 78V76ZM46 75V74H45ZM44 75V76H45ZM4 76H6V75H4ZM31 76V77H30ZM35 76V77H34ZM6 77H9V75H8V73H7V76ZM30 77V78H29ZM33 77V78H32ZM201 77V78H202ZM208 77V78H207ZM201 78H200V80L198 81L199 83H200V85L198 84V82H197V84H194V85H190L189 83H187V82H185L184 84H182L181 83V85H180V88L182 89V88H184V90L183 91H185V92H187L188 93V91H189V93H188V95H192L193 93L192 92H194L195 91V89H196V91H202V90H204L205 89V87H203V85H209V83H207V82H205L203 79L201 80ZM33 80V81H32ZM25 82V81H24ZM205 83V84H204ZM211 83V82H210ZM261 83H264V81H262ZM29 84V83H28ZM23 85H24V83H23ZM22 85V86H23ZM25 85H26V83H25ZM185 85V87H187V91H186V88L185 87H183ZM197 87H196V86ZM29 86V85H28ZM31 86H34V85H31ZM30 86V87H31ZM193 86V87H192ZM199 86H200V88L201 87H203V89L201 88V89H199ZM206 86V87H207ZM25 87H27V86H25ZM30 87H28V88H30ZM191 87H192V89L193 90H191ZM5 88V89H4ZM22 88H24V87H22ZM35 88V87H34ZM2 89H3V91H2ZM9 89V88H8ZM18 89V88H17ZM26 89V88H25ZM33 89V88H32ZM10 90V89H9ZM8 90V91H9ZM13 90V89H12ZM14 90H15V88H14ZM29 90V89H28ZM28 90H26V94L28 93ZM6 91V92H5ZM8 91H7V88L5 87V86H2V84H1V86H0V108H1V112H0V117L2 116V114L4 115V112H9V111H11V110H7V111H5V107L7 106L6 104H7V102H9V105H12L14 108H15V104L13 105V104H10V95H7V94H5V93H8ZM24 91V90H23ZM34 92H32L31 91V93H30V96H32V97H34L35 98V96H37V97H39V98H33L34 100H35V103H36V108L35 107H30V106H32V105H30L31 103V101L30 102H28L27 100H25L26 98H27V96H25L24 94V97H26L24 100L23 99H21L20 101H19V99H20V97H18L17 96V99L16 100H14L15 98H14V95L16 96V94L18 93V92H20V90H17V93L15 94V92H12V93H8V94H12V98H13V100H12V98H11V100H12V103H15V101H17L16 103V108L15 109H13V111L12 112H18V114L16 115V112H15V114L13 115L14 117L12 118V121H11V117H12V112L10 113L11 114V116H9V113L8 114H6L5 113V115H8V116H2L1 118L2 119H0L1 121V124L0 125H2V127L0 126V128H5L3 125H5V124H2V123H6V129L8 130V128L11 126V125H9V126H7V123L8 124H10V121L13 123L12 124V127H10V128H12V130L10 129V130H6L5 129V131H4V129L2 130V132L0 133V134H8V133H10L9 135H7V139H8V137H10V138H12V139H8L9 141H11V140H14V141H12L11 143L13 144V142H14V145L17 147H19L20 145H22L21 143H19V142H22L23 143V141H26L24 144H26V143H28L27 145H29V142H27L28 140H29V138H30V136H33V135H35V133H37L38 134V136H41V141L38 143L39 144V146H41V147H37V149L35 148V152H34V149H33V147H32V149L31 150H33L32 152H30L29 153V155L27 154V152H28V150L26 149V151H25V153H26V156H25V153H24V156L25 157H27V159H28V162H29V158H31V160L33 159V160H38L37 159V157L36 156H39V160H41L40 158H41V156L43 155L44 156V158L46 157L45 155H47V154H52V155H50V157H49V155H47V158L49 157V158H51V157H54L55 156V154L57 155V152L56 151H54V150H52L51 149V151H50V149H47V142H48V139H49V136H51L52 135V132L54 131L55 132V134H54V132H53V134L56 136V135H60V133L59 132H61L63 135H64V138L69 142V147L71 148L70 149V152L68 153V154H66L65 156H64V158H63V161H65V162H63L66 166H65V169H68V166L69 165H71L72 166V164H73V168H71V167H69V169L67 170V171H65L66 172V174H64V175H66V176H68V177H66V179H68V181H69V183H71V181H72V183H73V180H74V182H76V183H73V184H71V186H73V185H75V186H77L78 185V183H80V182H82L83 183V181H84V184H82L81 183V187H80V185L79 186H77V187H80V188H78V189H80V191H78L79 192V196H78V198H76V199H71V201L69 200L70 199V197L71 198H73V192H70V193H72L71 194V196L69 195V193H68V191L67 192H65V190H63L64 189V187H63V184L65 185V183L67 182V185H68V181L66 180V182L64 181V182H62L63 181V179H64V176L63 177H61L62 176V173H61V170H59V172H58V175H59V179H60V177L62 178L60 181H59V179H58V181L57 180H55V181H57V182H55L54 183V185H55V187H54V185L52 186V187H50V190H54V192L52 193L51 191V194L53 195V194H55V197L54 198H56L57 196H58V198L60 199V197H62V199L64 200V202L62 203L63 205H64V203H67L68 201L70 202H68V204H66V205H69L70 207L68 208V206H65V208H62V207H60V205H59V203L57 204V203H53L55 200L57 201V200H59L58 198H56L55 200H53V202H52V200L50 201L48 198H46V199H48V201H46V199L44 200V201H42L41 202V200L40 201H38L37 202V200H36V198H35V203H34V205H32L33 203H31L30 205H32V206H29V207H32V209H31V211H30V213H32V211H33V213H35V215L33 214V216L34 217H37L36 219L34 218V220H36V222L37 223H31L32 221H31V218L29 219V218H27L28 220H30L29 221V223L27 222L28 220H26V219H23L25 216H21V220H22V222H21V220H20V223L19 222H17L19 219H17V221H15V223L17 222V227L16 228H13L14 230V234H12L13 233V231L10 233V235L9 234H6L5 232V234L6 235H9V238H8V236H7V238H6V235L5 234H1L0 233V264H6V261H7V259H11L12 261H14L13 263L15 264L16 262L18 263V259H21V257L22 256H20L21 255V252H20V250L18 251V249H19V247H21V246H23V245H25V246H27L28 244H29V247L31 246V241H32V239L34 240V236H35V238H36V234L38 235V234H40V236H42V234H41V228H43V230H46V229H48L49 230V228H54L55 227V223H57L58 222V226H59V224L61 225V227H67V226H70V227H72V225H73V223L75 222L74 221V218H75V220H76V222L74 223L75 225V228H76V223H77V221L79 222L80 220H78V219H80L79 218V215H80V212H82L83 210H82V208L85 206L86 207V209H87V207H89V204H90V208H89V210H92L93 209V207L95 206V202L96 201H100L99 199L97 200V197L98 196H101V194H100V191L99 190H102V188L100 187H98L97 186V184L96 183H98L99 184V186H101V185H104L103 184V182H98V179L96 180V178H98L99 176H101L102 175V177H106L105 176V172L107 173V170L106 169H108L109 170V167L108 168H106L107 166L104 164L103 165V163L102 162H100L99 161V159H98V157H97V159H98V161L97 162H100V163H97V162H95V158L92 156H90V158H91V160L92 159H95L94 160V163L93 162H91L90 161V158L88 159L89 160V162L91 163V165L92 166H89V171H90V173L89 174H91L92 173V175H89V176H91V177H89V176H87L88 175V172L89 171H84V172H86L85 174H86V176H83L84 174H81V176H80V172L78 173V170L79 171H81V168H79V165L77 166V163H76V160H78L79 161V158L77 159V157H81L83 154H82V152L80 153V154H78V152L80 151V149L82 148V144H83V142L81 143V140L82 141H84V133L86 134V131H88V128L89 127H86V125L88 126V122H87V120L85 121V119H84V117L81 119V120H79L76 124H74L75 125V127H62L64 130H62V128H61V126H59L60 128H61V130L63 131H61L60 129H59V127H57V125L60 123V117H57V116H59V115H57L55 112V110H56V107H58L57 106V104L56 103H53L51 106H50V108L47 106V104L45 103L44 104V100H43V96H40V95H37V92H38V90H36V88L33 90ZM37 91V92H36ZM123 92H124V90H122ZM4 92V93H3ZM25 92V91H24ZM23 92V93H24ZM33 93V94H32ZM7 95L6 97H5V99L8 97V99L6 100L7 102H5L4 103V101H5V99L3 98L5 95ZM17 95H19V93L17 94ZM3 96V97H2ZM10 96V97H9ZM20 96V95H19ZM52 96V95H51ZM2 98V99H1ZM22 98V97H21ZM48 98V97H47ZM52 98V97H51ZM204 98H205V100L206 99H209V98H211L209 95H205L204 96ZM42 99V100H41ZM44 99H46V98H44ZM53 99V98H52ZM52 99H50V100H52ZM98 101H99V103L97 102V107H99V104L101 103V98L99 99H97ZM156 98H155V102H156ZM22 101V102H21ZM42 101V102H41ZM53 101V100H52ZM154 101V100H153ZM207 101V103L208 102H211L210 100H206ZM205 101V102H206ZM19 102V103H18ZM40 103V104H37V103ZM155 102H153V104L151 103V105H153V106H156V104H158V101H157V103H155ZM5 106H3L2 104ZM28 103H29V105H28ZM246 102H244V103H242V104H245ZM247 103H249V102H247ZM247 103L244 105V108L243 109H245L246 107H247V109L248 108H251V107H249V106H246L247 105ZM26 104V106H24ZM201 104H203V105H201ZM38 105V106H37ZM44 105V106H43ZM47 107H46V106ZM27 106H29L30 108H34V110L36 111L35 113H34V111H32L33 112V114H36V115H38V116H36V115H33L32 114V112H31V110L32 109H29V107H27ZM41 106V107H40ZM43 106V107H42ZM54 106H55V108H54ZM100 106H101V104H100ZM134 106V105H133ZM200 106H201V108H200ZM243 106V105H242ZM246 106V107H245ZM3 107V108H2ZM8 107V106H7ZM6 107V108H7ZM11 107V106H10ZM12 107V108H13ZM18 107V108H17ZM46 107V108H45ZM96 107V108H97ZM204 103H200L196 108H195V111H199L200 109V111H203V110H205L204 108ZM254 107V106H253ZM262 107H264V106H262ZM11 108V109H12ZM40 108V109H39ZM48 108V109H47ZM51 108H52V110H51ZM128 108V110H126ZM127 108H125V110L123 109L122 110V112H119V110H117V111H115V113H114V119H115V121H114V119H113V121H106V122H108L107 124L108 125H110V127H111V123H113V122H118L119 121V123H120V121H121V123L123 124L124 122H127V119H128V117L129 116H126L127 114H129V113H126L127 111H129L130 109H131V112L133 111V108H129V107H127ZM181 108H183V107H181ZM197 108H200V109H197ZM203 108V109H202ZM9 109V108H8ZM17 109V110H16ZM55 109V110H54ZM4 110V112H2ZM15 110V111H14ZM21 110V111H20ZM30 110V111H29ZM40 110H41V112H40ZM94 111L96 110V112H94V111H92V112H90V114H93L92 116H95V115H98L99 114V112H100V110L97 108V109H93ZM97 110H99V111H97ZM251 109H249L248 111H250ZM121 111V110H120ZM124 111V112H123ZM252 111V110H251ZM44 112H46L45 114H44ZM49 112V113H48ZM118 112V113H117ZM130 112V111H129ZM54 113V114H53ZM96 113V114H95ZM120 113V114H119ZM20 114V115H19ZM95 114V115H94ZM118 114V115H117ZM122 114H123V116H124V118H121V116H122ZM137 114H139V115H137ZM16 115V116H15ZM28 115V116H27ZM35 116V118H33V116ZM42 115V116H41ZM56 115V116H55ZM135 115V114H134ZM133 115V116H134ZM137 115V116H136ZM136 115H135V117H129L131 120H133L132 122H131V126L133 127V129H131L132 127H130V122H129V126L127 125V123L126 124H123V128H125L124 129V131L123 130H117L114 134H115V140L116 141H113V143L111 142H109L108 141V144H107V142H105V141H102V144H101V142L100 143H98L99 145H97L98 147H96L97 148V155L99 154L101 157L100 158H103L102 157V155L101 154H103V153H106V154H108V153H111L112 155H113V153H121V154H119V156L118 157H120V156H122V154H124L123 156H125V155H127L126 157H128V154H129V151L130 150H132L133 151V146H134V148H135V150H136V147L138 146H135V144L139 141H137L136 143H133V142H135L136 140H133L132 138L135 136V135H133V133H135L137 130H135V132H133L134 131V128H139V129H141V130H143L144 128L141 126V125H139L140 123H142V119H143V114L141 113H136ZM142 115V116H141ZM47 116H48V118H47ZM54 116H55V118H56V120H55V118H54ZM131 116V115H130ZM142 118H141V117ZM169 115H167V117H168ZM171 116V115H170ZM169 116V118H171ZM30 119H29V118ZM127 117V118H126ZM3 118H5V119H3ZM8 118H9V120H8ZM20 118H22L23 120H20ZM33 118V119H32ZM52 118H54V119H52ZM57 118H59V119H57ZM116 118H117V121H116ZM119 118H121V119H119ZM138 119V121L139 120H141V122L139 123L136 119ZM141 118V119H140ZM14 119H15V122L16 123H14L13 121H14ZM43 119V120H42ZM119 119V120H118ZM123 119H125V120H123ZM179 119L180 118H177V119H175L176 121L178 120L179 121ZM223 119V118H222ZM262 119H264L263 117H262ZM3 120V121H2ZM46 120V121H45ZM51 120V121H50ZM57 120H58V122H57ZM129 120V119H128ZM174 120V121H175ZM220 121H221V119H219ZM254 120H256V119H254ZM261 120V118H259V120L257 121V122H259ZM9 121V122H8ZM20 121V122H19ZM21 121H23L24 123H21ZM48 121V122H47ZM52 122L51 124H50V122ZM54 121H55V123H54ZM82 121H84V122H82ZM124 121V122H123ZM138 123H137V122ZM175 121V122H176ZM219 121V122H220ZM227 121V120H226ZM263 121V122H262ZM261 122H259L260 124H261V126H262V124H264V120H262ZM34 122V123H33ZM216 122H218V121H216ZM219 122L218 123H216V125L217 124H219ZM223 123H221L220 125L223 127H221L222 129H224L225 128V126H226V128L225 129H228V127H229V129L232 127H230V124L231 123H229L228 121H227V124H225L226 122H225V119L222 121ZM18 123V124H17ZM26 123V124H25ZM39 123V124H38ZM49 123V124H48ZM110 123V124H109ZM137 125H136V124ZM14 124H15V126H14ZM21 124V127L19 126ZM22 124H24V125H22ZM43 124V125H42ZM78 124V126H76ZM86 124V125H85ZM133 124V125H132ZM223 124V125H222ZM257 124V123H256ZM45 125V126H44ZM56 125V126H55ZM83 125H85V126H83ZM108 125L107 126H105V127H108ZM125 125H127V126H125ZM139 125V126H138ZM232 125V124H231ZM259 125V124H258ZM15 128H14V127ZM46 126H48V127H46ZM54 126V127H53ZM63 126V125H62ZM84 127V129H83V127ZM256 126V125H255ZM260 126V127H261ZM19 127H20V131H18V129H19ZM25 127V128H24ZM50 127V128H49ZM112 127H114V125L112 126ZM16 128H18V129H16ZM52 128H55V130L54 129H52ZM56 128H58V129H56ZM77 128H81L80 130H82L81 131V133H80V130L79 129H77ZM129 128V129H128ZM233 128V127H232ZM231 128V129H232ZM42 129H43V131H42ZM108 129V128H107ZM112 129V128H111ZM132 131H131V130ZM219 129H220V127H219ZM222 129H220V131L222 130ZM15 132H14V131ZM48 130H49V133L51 132V135L48 133ZM51 130V131H50ZM58 130H59V132H58ZM66 130V131H65ZM109 130H110V128H109ZM108 130V131H109ZM114 130V129H113ZM148 131L149 130H151V129H147ZM147 130H145V132L147 131ZM233 130H234V128H233ZM6 131L8 132V133H6ZM12 131V132H11ZM37 131V132H36ZM46 132L47 134H41L42 132ZM65 131V132H64ZM73 131V132H72ZM83 131H84V133H83ZM106 131V130H105ZM152 131H153V129H152ZM219 131V132H220ZM228 131V130H227ZM232 131V130H231ZM237 131V130H236ZM18 132V133H17ZM34 132V133H33ZM41 132V133H40ZM59 134H58V133ZM77 132V133H76ZM131 132H133L132 133V135H131ZM142 132H144V131H142ZM156 132V131H155ZM158 132V131H157ZM223 132H224V134H226L227 132H225L224 130H223ZM223 132H221V134L223 133ZM228 132H230V130L228 131ZM233 132V131H232ZM234 132H235V130H234ZM41 135H40V134ZM74 133V134H73ZM78 133H80V135H82L80 138V142L77 140L78 138H76V137H74V136H79V134ZM83 133V134H82ZM108 133V132H107ZM138 133V132H137ZM137 133H136V135H137ZM150 133H153V132H151V131H149L148 133H146V135L147 136H145V135H143V134H141V135H143L144 137H149L148 135L150 134ZM4 134V137L2 136V135H0V146L2 145V143L4 144V142L5 141H3V140H5V138H6V135ZM19 135V136H15V135ZM68 135V137H67V135ZM77 134V135H76ZM124 134V135H123ZM160 133H156V135L155 136H157V135H159ZM161 134H163V133H161ZM230 134V133H229ZM240 134V133H239ZM246 134L247 133H243V135L242 134H240L239 135V137L240 138H238V139H236V140H240L241 142H242V140H244V142H246V143H244V142H239V141H236V142H238V143H240V145H243V146H245V144L247 145L248 143L247 142H249V140L251 139H253V135L252 134H247V136H246ZM14 137H13V136ZM47 135V136H46ZM84 135V136H83ZM153 135H154V133L152 134V137H153ZM223 135V134H222ZM221 135V136H222ZM228 135V134H227ZM237 135H238V132H237ZM250 135H252L251 137H250ZM138 136V135H137ZM163 136L164 135H162V136H160V138L159 139H163L164 140V138H165V136H164V138H163ZM221 136H219V137H221ZM224 136H226V135H224ZM229 136V135H228ZM250 138H249V137ZM18 137V138H17ZM25 137V138H24ZM44 137L46 138V140L44 139ZM103 137H104V135H103ZM143 137V138H144ZM150 137H151V135H150ZM237 137V136H236ZM247 137L249 138V140L247 139ZM14 138H17V139H14ZM72 138V139H71ZM136 138V136L134 137V139ZM138 138H141V137H138ZM146 138H144L143 139V141H146ZM153 138H155V137H153ZM152 138V139H153ZM229 138V137H228ZM228 138H227V140H228ZM3 139V140H2ZM32 139V138H31ZM75 141H77V142H75ZM159 139H156V140H158L159 141ZM166 139V138H165ZM222 139V138H221ZM224 139H225V137H224ZM223 139V140H224ZM246 139V140H245ZM256 139V138H255ZM254 139V140H255ZM17 140H19V141H17ZM42 140H43V142H42ZM73 140V141H72ZM133 140V141H132ZM148 140V139H147ZM156 140H154V141H156ZM163 140L161 141V143L163 142ZM222 140V141H223ZM226 140V139H225ZM229 140H231L230 138H229ZM7 141V140H6ZM123 141V142H122ZM150 141V138H149V140L147 141V142H149ZM152 141V140H151ZM217 141H218V139H217ZM234 141V142H235ZM8 142V141H7ZM105 142V143H104ZM140 143L142 142V141H139ZM146 142V143H147ZM157 142V141H156ZM156 142H154L155 144H156ZM185 142V141H184ZM188 142V141H187ZM187 142L185 143V144H187ZM219 142V141H218ZM226 142H228V141H226ZM229 142H231V141H229ZM234 142L232 143V144H234ZM235 142V143H236ZM264 142V141H263ZM45 143V144H44ZM73 143V144H72ZM85 143H87V142H85ZM110 143V144H109ZM118 143V144H117ZM131 143H133V144H131ZM139 143V144H140ZM144 145L146 144L145 142H142ZM161 143H159V144H161ZM166 143H168V141L166 142ZM170 143V142H169ZM238 143H236V144H238ZM5 144H6V142H5ZM4 144V145H5ZM40 144H42V145H40ZM71 144V145H70ZM102 146H101V145ZM115 144V145H114ZM123 144H125V145H123ZM150 145H151V147L150 146H148V143H147V145H145V146H147L148 148V150H150V148H151V152H153V153H151L150 152V154H153V156L156 154V155H162L161 153H163V150H166L167 152L166 153H168L169 152V150H170V152H171V147L168 149V144H165L164 143V145L165 146H163V144L162 145H160V147L161 148H159L158 147V142H157V145L156 146H154V145H152L153 144V142H150L149 143ZM171 145H172V143H170ZM218 144H220V146L218 145ZM222 142L220 141L219 143H217V146H215L214 145V153L212 152V154H214V155H217V156H215V157H213L214 159L215 158H217L216 159V161L217 160H219V161H217L218 162V164H217V166H222V164H219V163H224L225 162V159L227 160V158H228V154H227V152H230L231 151V148H230V146H229V144H226L225 145V141H224V143L222 144ZM249 144H251L250 142H249ZM26 145V146H27ZM74 145V146H73ZM81 146V147H78V146ZM86 145V144H85ZM104 145V146H103ZM116 147V148H114V146ZM120 147H119V146ZM130 145V146H129ZM133 145V146H132ZM168 147H167V146ZM181 145H184V144H181ZM3 146V145H2ZM30 146V145H29ZM33 146V145H32ZM36 146V145H35ZM34 146V147H35ZM38 146V145H37ZM43 146V147H42ZM76 146V147H75ZM110 146V147H109ZM111 146H113V148L116 150H114ZM154 146V147H153ZM188 146V145H187ZM226 147V150H225V147ZM242 146V147H243ZM247 146H249V145H247ZM263 146V148H261ZM260 148L262 149V155H263V158H264V144L262 145ZM21 147V146H20ZM18 148V149H20L21 151H22V149L21 148ZM23 147V146H22ZM25 147V146H24ZM48 147H49V144H48ZM85 147H87V145L85 146ZM84 147V148H85ZM108 147V148H107ZM125 147V148H124ZM130 147V148H129ZM139 147V146H138ZM137 147V148H138ZM140 147H142V146H140ZM144 147V146H143ZM165 147H166V149H165ZM183 147H186V146H183ZM219 147V148H218ZM236 147H238V145L236 146ZM15 148V147H14ZM26 148V147H25ZM28 148V147H27ZM39 148H42V149H39ZM50 148V147H49ZM110 148V150H108ZM117 148H118V150H117ZM164 148V149H163ZM187 148V147H186ZM188 148H189V146H188ZM217 148H218V150H217ZM259 147H258V149H260ZM39 149V150H38ZM76 149H78L77 150V152H76ZM88 149V148H87ZM146 148H144V149H141V152H142V154H144L145 153V155L148 153ZM163 149V150H162ZM260 149V150H261ZM45 150V151H44ZM72 150V151H71ZM75 150V151H74ZM82 150V149H81ZM100 150H102V151H100ZM112 150V151H111ZM124 150V151H123ZM140 150V149H139ZM139 150H137V151H139ZM142 150H147L146 152L145 151H142ZM162 150V151H161ZM184 150V149H183ZM211 150V149H210ZM24 151H22V152H24ZM44 151V152H43ZM49 151H50V153H49ZM74 151V152H73ZM83 151H84V149H83ZM105 151V152H104ZM114 151V152H113ZM118 151V152H117ZM121 151V152H120ZM126 151H128L127 152V154L125 153ZM172 151H174L173 153H175V151H177V150H173L172 149ZM182 151V150H181ZM212 151V150H211ZM217 151V152H216ZM259 151V150H258ZM11 152V151H10ZM13 152H15L14 150H13ZM90 152V151H89ZM88 151H86V153H89ZM140 152V151H139ZM144 152V153H143ZM260 152V151H259ZM18 153V154H17ZM20 152L17 150L16 151V154L17 155H15L16 157H17V159H15L14 158V155H12L13 156V158L15 159L14 160V162H16L17 160H18V158H20V160H22V158L23 157H19L20 155L22 156L23 154H19ZM44 153V154H43ZM75 153H77L78 155L76 156V154ZM101 153V154H100ZM155 153V154H154ZM165 153V151H164V155L167 157V154ZM172 153V154H173ZM177 153V152H176ZM180 153V152H179ZM182 153H183V151H182ZM227 155H226V154ZM8 154H9V152H8ZM13 154V153H12ZM15 154V153H14ZM31 154V155H30ZM36 156H35V155ZM82 154V155H81ZM114 154V155H115ZM117 154H116V156H117ZM140 154V153H139ZM149 153H148V155H150ZM170 154V153H169ZM5 154H3V156H4ZM35 157H33V156ZM80 155V156H79ZM86 155V154H85ZM88 155V154H87ZM86 155V156H87ZM90 155H92V154H90ZM93 155H95V154H93ZM103 155H105V154H103ZM144 155V156H145ZM148 155H146V156H148ZM156 155H155V158L154 159H159L160 157H162V158H166V157H164V156H160L159 158H158V156L156 157ZM176 155V154H175ZM177 155H179V154H177ZM213 155V156H214ZM6 156V155H5ZM11 156V155H10ZM9 156V157H10ZM11 156V157H12ZM28 156H30V157H28ZM43 156H42V158H43ZM67 156V157H66ZM96 156V155H95ZM153 156L151 157V158H153ZM24 157V158H25ZM74 157H76V158H74ZM168 157H169V155H168ZM5 158V157H4ZM3 157H2V159H1V156H0V179H1V181L2 180H4L3 181V183L4 182H7L4 186H6L7 187V185H8V183H9V185L10 186H8L9 188H10V190L8 191V192H5V190L7 191V189L5 188V190H4V193H7V194H9V195H5V196H2L3 194V191L2 192H0L1 194V197H3V198H1V200H0V205H1V203H2V205H1V207H2V209H4L6 212H7V207L9 208L8 210H11L10 212H12V210H18L19 211V209L21 208V207H24V205L23 206H19L20 205V203H19V201L20 200H22V199H20L21 197V192H23V190H27V192H31L30 190H28V188L30 189L31 187L30 186H32V185H34L33 183H35L34 181H32L33 183H30V179L29 180H26V181H29V183H30V186H29V183H25V184H23L24 182H22L21 180L23 179H21L20 177L19 178H17L16 176H18V174L16 173V172H13L14 170H16V168L13 170V169H11V170H13V171H11L8 167H7V164H8V160H6V159H9V158H5L4 159ZM13 158H11L12 160H13ZM46 158V159H47ZM70 158V159H69ZM74 158V159H73ZM146 158V157H145ZM174 158V157H173ZM177 158V157H176ZM179 158H181L182 159V157L181 156H179ZM178 158V159H179ZM68 159V160H67ZM76 159V160H75ZM81 159L83 160V159H85L84 158V156L83 157H81ZM80 159V160H81ZM105 159V158H104ZM103 159V160H104ZM156 159V160H157ZM36 160H35V162H36ZM45 160V159H44ZM70 160H71V162H70ZM75 160V161H74ZM88 160H86V161H88ZM101 160V159H100ZM11 161V160H10ZM25 161H27L26 159H25ZM77 161V162H78ZM93 161V160H92ZM102 161V160H101ZM110 161H112V160H110ZM13 162V161H12ZM12 162L10 163V164H12ZM17 162H21V161H17ZM16 162V163H17ZM68 164H67V163ZM81 161H79V163H80ZM83 162V161H82ZM84 162H85V160H84ZM16 163H14L15 165H16ZM32 163V162H31ZM30 163V164H31ZM63 163H62V169H63ZM86 163V162H85ZM93 163V164H92ZM95 163H97V164H95ZM20 164V163H19ZM74 164H76V169L74 170V168H75V165ZM87 164H88V162H87ZM33 165H34V163H32L31 164V167L33 168V170H34V167H33ZM86 165V164H85ZM89 165V164H88ZM108 165H110V164H108ZM10 167H11V165H9ZM30 166V165H29ZM81 166V165H80ZM112 166H113V162H112ZM207 166V165H206ZM206 166H204V168L206 167ZM15 167V166H14ZM102 167V168H101ZM111 167V166H110ZM202 167V166H201ZM11 168H13V165H12V167ZM32 168H30L29 167V169H32ZM84 168V167H83ZM96 168H97V170H96ZM71 169V170H70ZM85 169V168H84ZM105 169V170H104ZM209 169V168H208ZM70 170V171H69ZM73 170H74V172H73ZM111 170V169H110ZM131 170H133V168L131 169V168H129V172L131 171ZM202 170H203V168H202ZM204 170H206V172H207V168H205ZM203 170V171H204ZM82 171V172H83ZM95 171V172H94ZM99 171V172H98ZM209 171V170H208ZM71 172V173H70ZM78 173V174H76L77 176H76V179H73V178H75V174L74 173ZM206 172H204L205 173V175L206 176H208V174L206 173ZM14 173V174H13ZM16 173V174H15ZM59 173H61V174H59ZM100 173H101V175H100ZM103 173V174H102ZM131 173H132V171H131ZM72 174V175H71ZM130 174V173H129ZM202 174H203V172H202ZM20 175V174H19ZM44 175V174H43ZM46 175V174H45ZM133 175V174H132ZM132 175H131V180H129L130 182L132 181ZM164 175V174H163ZM204 175V174H203ZM23 176V175H22ZM42 176V175H41ZM71 176V177H70ZM74 176V177H73ZM98 176V177H97ZM134 176H137V175H134ZM205 176V177H206ZM69 177H70V180H69ZM78 177V178H77ZM81 177L83 178H85V180H81L80 181V179H81ZM87 177H89L88 179L90 180L91 178H92V180L91 181H89L88 179H87ZM93 177H94V180H93ZM31 178V177H30ZM72 178V179H71ZM83 178V179H84ZM155 178H157V177H155ZM154 178V179H155ZM158 178H159V176H158ZM19 179H20V182H19ZM128 179H130V177L128 178ZM153 179V180H154ZM76 180V181H75ZM88 180V181H87ZM96 180V181H95ZM127 180V179H126ZM134 180H135V178H134ZM152 180V181H153ZM23 181H25L24 179H23ZM102 181H103V179H102ZM124 181H125V179H124ZM138 181V180H137ZM151 181V180H150ZM158 180L156 179V181L155 182H157ZM198 181V180H197ZM61 182V183H60ZM78 182V183H77ZM91 182V183H90ZM126 182V181H125ZM130 182H128L130 185H129V187L131 186V183ZM154 182V181H153ZM159 183H161L160 181H158ZM157 182V183H158ZM199 182V181H198ZM201 182V181H200ZM86 183H88L89 184V186H87L88 184H86ZM93 183V184H92ZM127 183V184H128ZM133 183H135L134 181H133ZM132 183V184H133ZM151 183V184H150ZM191 183V182H190ZM203 185H204V183L203 182H201ZM1 185H2V182L0 183ZM28 184V185H27ZM61 184V185H60ZM96 186H95V185ZM108 184H110L108 187L110 188L111 187V189H113V190H115V188H116V184H113L111 181L108 183ZM107 184V185H108ZM126 184V183H125ZM127 184H126V186L125 187H127ZM147 187H145V188H147L146 190H148L149 192H144V198H139V196L138 197H136L135 195V197L134 196H131V197H128V198H130V199H128L127 197H126V195H127V193L129 192V193H131V191H130V189H125V187H124V185H123V187H124V190H126L125 192H123L124 193V200L121 198L122 196H123V194L120 196H117V197H119L120 198V200H116V197L114 196V195H112V193L110 192V195H111V197H107V196H110L109 194L107 195L106 194V198L107 199H109V198H112V199H114V197H115V199L114 200H112V199H109V200H105V199H101L102 201L103 200H105V203L109 206V207H111L112 209L111 210H113V211H115L116 212V210H117V212L116 213H118V212H120V213H118L117 215L118 216H120V219H119V223H121V221L123 222V223H121V224H124V221H126V218L127 219H129V221H131V222H129V224L130 223H132V224H130V226H128V227H130V228H128L127 226H126V228H120L117 232H119V233H115V230H109V228H108V230H109V232L108 233H106V231H108V230H106V231H104L106 234H104V236H107V234H108V237H104L105 239H104V241L105 242H103L102 240H103V236H101L102 235V233H101V235L98 233V227L99 226H101L102 224L104 225L105 223V221H102L101 222V225L99 224V222L97 223V225H96V229H93V230H90V232L91 233H84V237H85V239H82V238H84V237H82L81 239L83 240V242H82V244H84V245H82V246H84V247H82L81 245H78V246H80V247H78V246H74L75 244L77 245L78 244V242H76V243H74V242H71V243H73L74 245L71 247L70 245H65V244H63V246L60 248V250L61 249H63V251H64V253L62 252V250L61 251H59V252H62V253H59L58 254V251H56L55 252V254L57 255H59V256H61V254H64L65 256V258H56V257H58V255L54 258V256H52L53 258H54V262H53V264H97V262H98V264L100 263V264H105V262L104 261H106L107 262V259H108V262L106 263V264H157V262L158 263H160V264H168V262H169V260H167V258H168V256L166 257V255H170V262L172 261V262H175V257H174V255H172L173 253H170L171 251H170V249H169V252L163 257V256H161L162 254H159V253H161V249L160 248H162V251L163 250H165V246H167L166 247V249L168 248V244H170V241L172 242V244L173 243H175L173 240L175 239V241H176V239H177V237H175V236H180L179 237V239L177 240V241H179L178 243H177V245L178 244H180V245H182V248L178 245H176V244H174L175 246H177L178 248H181L182 250H184V251H186L187 253H189L190 254V256L191 257H194L195 255V252H194V249H191L192 248V241H191V244H190V240H193V238H191L192 236H191V234L193 233V228H196L195 229V231L196 232H198L199 230L202 232V235L204 234V230L206 229V230H208V228H207V226H208V223L209 222H207V221H209V219L207 218L206 219V216H205V214L203 215V213L202 212H200V211H196V210H194L193 208V211L191 210H189L188 212H190L189 214H188V212H187V214L189 215V216H187L186 217V215H184L185 217H186V219H185V217L183 216V220H184V223H183V221H182V219H180V216L179 215H177V214H175L174 215V213L176 212L175 210H176V208H175V210H174V206H176L175 205V203L174 204H172V202L174 201V198H165V195H164V198H161L160 197V195L162 196V194H158L156 191V193L159 195V197H158V195L155 193H152L151 191H153V189H155L156 187H153V183L152 182H148L147 181ZM145 184V185H146ZM195 184V185H194ZM194 186L193 185H190L189 184V189H190V187H192L191 189H192V192H193V190L196 188V185H198V184H200V183H198L197 184V182L196 181H194ZM0 185V186H1ZM36 185H37V183H36ZM35 185V186H36ZM70 185V184H69ZM94 185V186H93ZM114 185H116V186H114ZM133 185H135V184H133ZM150 187H149V186ZM152 185V186H151ZM160 185V187H161V184H159ZM162 185H163V183H162ZM167 185V184H166ZM202 185V186H203ZM60 186V187H59ZM63 187V189H62V192H61V190H59V189H61L62 187ZM75 186H73L74 187V189H76V187ZM94 187V189H91V190H87V189H90V187L91 188H93ZM113 186H114V188H113ZM165 186V185H164ZM163 186V187H164ZM168 186V185H167ZM177 186V185H176ZM199 186V187H198ZM197 186V188L196 189H200V187H201V189L200 190H206V189H202V186L201 185H198ZM1 187H3V186H1ZM0 187V188H1ZM33 187V186H32ZM67 187V186H66ZM65 187V188H66ZM83 187L84 188H86V189H84L83 190ZM97 187V188H96ZM132 188H133V186H131ZM151 187H153V189L151 190ZM163 187L161 188V189H163ZM166 187V186H165ZM178 187V186H177ZM177 187H176V191H177ZM194 187V188H193ZM8 188V189H9ZM103 188H104V186H103ZM131 188V189H132ZM149 188V189H148ZM158 188H159V186H158ZM167 188V187H166ZM175 188V187H174ZM67 190L69 189V187L68 188H66ZM98 189V190H97ZM120 189H122L123 190V188H121L120 187ZM120 189L118 188V190L120 191ZM140 190V192L142 191V190H144L143 188H139ZM142 189V190H141ZM160 189V188H159ZM195 189V195H196V193H197V195L199 194V195H203L204 196V193L202 192V191H200V193H199V191H197ZM208 189V188H207ZM33 190V189H32ZM93 190V191H92ZM97 190V191H96ZM121 190V191H122ZM123 190V191H124ZM58 191V192H57ZM59 191L61 192L60 194H58L59 193ZM76 191H77V189H76ZM85 191V192H84ZM88 191H90V194H89V192ZM96 191V192H95ZM115 191H117V190H115ZM120 191V192H121ZM164 191H165V189H164ZM197 191V192H196ZM34 192V191H33ZM88 192V193H87ZM120 192H118L119 194H121ZM135 191L133 190V194H135L134 193ZM154 192V191H153ZM173 192H174V190H173ZM35 193H37V192H35ZM66 193H68V194H66ZM83 193H84V195H83ZM87 193V194H86ZM92 193H95V195L94 194H92ZM96 193H98V194H96ZM102 193V192H101ZM114 193V192H113ZM131 193V194H132ZM141 193H143V191L141 192ZM147 193H149V194H147ZM203 193V194H202ZM29 194V193H28ZM61 194H62V196H61ZM64 194H66V196L64 195ZM75 194V193H74ZM82 194V195H81ZM154 194V195H153ZM206 194V196L208 197V196H210V193L207 195V193H205ZM24 195H26V194H24ZM23 195V196H24ZM36 195V194H35ZM34 195V196H35ZM51 195V196H52ZM57 195V196H56ZM73 195V196H72ZM93 195V196H92ZM26 196H28V195H26ZM30 196H31V194H30ZM37 196V195H36ZM48 196V195H47ZM76 196V195H75ZM95 196V197H94ZM128 196H130V195H128ZM146 196V197H145ZM147 196H149L150 197V199H152V200H148V202H144V203H146V205L145 204H142V206H139V205H141V203H142V201H143V199H145V201L147 200V199H149ZM156 196V197H155ZM17 197V198H16ZM20 197V198H19ZM38 197V196H37ZM83 197V198H82ZM85 197V198H84ZM88 198V200H86L87 198ZM104 197V196H103ZM125 197L127 198V199H125ZM153 197H155V199H154V201H153ZM163 197V196H162ZM202 197V196H201ZM211 197V196H210ZM95 198V199H94ZM100 198V197H99ZM158 198H159V200H158ZM203 198V197H202ZM20 199V200H19ZM50 199H52V198H50ZM62 199H60L59 201H63ZM67 201H66V200ZM85 199V200H84ZM90 199V200H89ZM141 199H142V201H141ZM157 199V200H156ZM216 199H218V200H215V201H217L216 202V208L219 210V209H221V208H224L225 206H223V205H226V200L224 199V198H221V197H219V198H216ZM31 200V199H30ZM33 200V199H32ZM116 200V201H115ZM122 200V201H121ZM130 200H132V201H130ZM134 200H136V201H134ZM155 200L157 201V202H155ZM190 199H188V202H192V199L189 201ZM15 201H17V202H15ZM27 201V200H26ZM50 201V202H49ZM55 201V202H56ZM74 201V202H73ZM91 201V202H90ZM151 201H152V204L154 205H156V203H158L157 204V206H159L160 207V209H159V207H156L155 205L154 206H148V205H151ZM160 201H162V202H160ZM22 202V201H21ZM28 202V201H27ZM33 202V201H32ZM43 202H44V204H43ZM46 202H47V204H46ZM72 202V203H71ZM77 204H76V203ZM87 202V203H86ZM97 202V203H98ZM122 202V203H121ZM124 202V203H123ZM135 202V203H134ZM136 202H137V204H136ZM150 202V203H149ZM6 203V204H5ZM23 203V202H22ZM21 203V204H22ZM24 203H25V201H24ZM49 203V204H48ZM105 203H104V205H105ZM140 203V204H139ZM171 203V204H170ZM27 204H29V202L27 203ZM43 204V205H42ZM55 204H57V206H59L60 207V210H59V207L58 208H56L57 206L55 205ZM62 204H61V206H62ZM88 204V205H87ZM114 204V205H113ZM131 204H132V206H131ZM219 204V205H218ZM80 205H83L82 207H80ZM145 205V206H144ZM173 205V206H172ZM72 206V207H71ZM93 206V207H92ZM106 206V205H105ZM119 206V207H118ZM13 207V208H12ZM28 207V209H30ZM33 207H34V209H33ZM124 207H127V208H129L130 207V211H125L126 209L124 208ZM138 207V208H137ZM151 209H150V208ZM191 207V206H190ZM189 206H188V208H190ZM220 207V208H219ZM6 208V209H5ZM10 208H12V209H10ZM25 208H26V206H25ZM24 208V209H25ZM62 208V209H61ZM120 210H119V209ZM133 208H134V210H133ZM137 208V209H136ZM142 208V209H141ZM156 210V208H158L157 210H159V212L160 213H158L157 212V210L156 211H154V209ZM28 209H26V212L28 213L29 211H28ZM64 209H66V210H64ZM81 209V210H80ZM84 209V208H83ZM125 209V210H124ZM148 209V210H147ZM191 209V208H190ZM21 210H22V208H21ZM21 210H20V212H21ZM62 210H64L65 211V213H66V211L68 212V213H66V215H68V216H66L65 215V213H64V211H62ZM85 210V209H84ZM162 212H161V211ZM13 211V212H14ZM17 211V212H18ZM23 211V210H22ZM35 211V212H34ZM61 211V212H60ZM109 211V210H108ZM172 211H175L174 213H172ZM9 212V211H8ZM59 212H60V214H59ZM127 212V213H126ZM139 212V213H138ZM142 212V213H141ZM15 213H16V211H15ZM63 214V216L65 217H63L62 216V214ZM78 213V214H77ZM115 213V214H116ZM158 213V214H157ZM168 214V216H167V218L168 219H171L172 221H173V219L175 220V216H177V220H175V221H177L178 222V224L179 223H181V224H177V222H175L176 223V225L177 226H170V227H167V225L169 224L168 222L170 221H167L166 223H164L165 221H164V219H166L165 218V215H164V217L162 218L161 216H163V214ZM198 213V214H197ZM200 213H201V215H200ZM254 213H256V212H253V214H251V216L252 217H256V216H259V215H261V213L259 212V213H257V214H255V216H254ZM5 214H7V213H4L3 215H5ZM18 214V213H17ZM157 214V215H156ZM195 214V215H194ZM259 214V215H258ZM12 215V214H11ZM23 215V214H22ZM32 215V214H31ZM58 215H60V217L58 216ZM78 215V216H77ZM113 215H114V213H113ZM117 215H115V216H117ZM159 215H160V217L162 218V220L160 221V220H158L160 217H159ZM170 215V216H169ZM173 215V216H172ZM192 215V216H191ZM263 215V217H264V214H262ZM1 216V215H0ZM6 216V215H5ZM7 216H9V214L7 215ZM16 216V215H15ZM14 216V217H15ZM18 216H19V214H18ZM30 216V215H29ZM62 216V217H61ZM172 216V217H171ZM191 216V217H190ZM198 216V217H197ZM2 217V216H1ZM20 217V216H19ZM27 217V216H26ZM55 217V218H54ZM72 217V218H71ZM159 217V218H158ZM174 217V218H173ZM199 217H201V218H199ZM16 218V217H15ZM33 218V217H32ZM57 218H59V219H57ZM69 218V219H68ZM105 218V217H104ZM118 218V217H117ZM157 218V219H156ZM181 218H182V215H181ZM192 218L193 219H195V220H192ZM204 218H205V220H207V221H205L204 220ZM54 219V220H53ZM62 219H65V221H64V223L62 222V223H60L61 221H62ZM67 219H68V221H67ZM155 219L159 222H162V223H164V224H167L166 226L165 225H163L162 223H159L158 224V222L157 223H155ZM33 220V221H34ZM69 220H70V222H69ZM74 222H73V221ZM94 220H96V219H93V221ZM100 220V219H99ZM106 220H108L107 218H106ZM124 220V221H123ZM179 220H181V221H179ZM187 222H189V223H187ZM190 220V221H189ZM192 220V221H191ZM205 221V222H203V221ZM10 222H11V220H9ZM28 223H26V222ZM51 221H54V222H51ZM164 221V222H163ZM171 221V222H172ZM196 221V222H195ZM35 222V221H34ZM68 222V224H66ZM127 222V221H126ZM194 222H195V224H194ZM7 223V222H6ZM5 223V224H6ZM9 223V222H8ZM19 223V224H18ZM22 223H24V224H27V225H23ZM31 223V224H30ZM51 223H53L52 225H54V227L51 225ZM128 223V222H127ZM126 223V224H127ZM186 223V224H185ZM192 223V224H191ZM205 223H207V224H205ZM64 224V225H63ZM78 224V223H77ZM96 224V223H95ZM99 224V225H98ZM182 224H185V225H182ZM190 224V225H189ZM198 224V225H197ZM204 224V225H203ZM8 225V224H7ZM12 225H13V223H12ZM36 225L37 226H39V227H36ZM50 225L52 226V227H50ZM106 225V224H105ZM125 225V224H124ZM161 225H162V229L163 228H165L164 230L165 231H163L162 233H166L167 234V230H171V234H173V237H175V238H173V237H171L173 240H171V238H167V236L168 237H170L171 236V234H170V231L168 232V234H170V235H168L167 234V236L166 237H164L165 235L164 234H160V231H162V229H161ZM171 225V224H170ZM187 225H188V227H187ZM192 225H193V227H192ZM194 225L196 226V227H194ZM207 225V226H206ZM6 226V225H5ZM10 226V225H9ZM16 225H14V227H15ZM73 226V227H74ZM118 226H121L120 224L118 225ZM152 226H155V227H152ZM169 226V225H168ZM185 226V227H184ZM206 226V227H205ZM2 227V226H1ZM11 227V226H10ZM70 227H68V228H70ZM77 227H78V225H77ZM103 227V226H102ZM152 227V228H151ZM160 227V228H159ZM5 228V227H4ZM3 228V229H4ZM9 227H7V229H8ZM79 228H81V227H79ZM105 228L106 227H104V229L103 230H105ZM119 228V227H118ZM152 229V231L154 230V232L156 233V234H158L155 230L157 229V228H159V229H157V231L159 232V234L161 235L160 237H161V239H160V237L159 236H157V235H155V233H154V235L153 234H150V232L149 231H151V230H149V229ZM167 228V229H166ZM170 228V229H169ZM6 229V228H5ZM173 229V230H172ZM179 229H184L185 231H182V230H179ZM237 230L238 229H240L239 227L238 228H236ZM243 228H241V230H242ZM52 230V229H51ZM75 230H77V232H79L80 230H78L77 228L75 229ZM99 230H101V229H99ZM160 230V231H159ZM175 230V231H174ZM180 231V235H177V233ZM240 230V231H241ZM3 231V230H2ZM8 231V230H7ZM16 231H17V233H16ZM87 231V230H86ZM85 231V232H86ZM142 231H143V233H146V236H147V238H148V240H147V238L145 237V236H142ZM144 231H148V232H144ZM173 231H174V233H173ZM258 231H260V235H262L263 237H264V230H259L258 229ZM10 232V231H9ZM8 232V233H9ZM48 232V231H47ZM81 232H82V230H81ZM88 232V231H87ZM99 234V235H97V233ZM102 232V231H101ZM112 232H114L113 234H111ZM177 232V233H176ZM189 232V233H188ZM201 232H199L200 234H201ZM80 233V232H79ZM78 233V235H81V234H83V233H81V234H79ZM148 233L150 234V235H148ZM153 233V232H152ZM183 233H185L186 235H187V238L189 239H187L186 237H185V235H182ZM208 233V231H206L205 232V234L206 235H208L207 234ZM110 234V235H109ZM189 234H190V237H189ZM12 235V236H11ZM59 235H60V233H59ZM118 235V236H117ZM175 235V236H174ZM113 236V237H112ZM153 236V237H152ZM155 236H157V237H155ZM182 236V237H181ZM2 237V238H1ZM5 237V238H4ZM11 237H12V239H11ZM76 237L77 238H79L77 235H76ZM81 237V236H80ZM111 237V238H110ZM114 237H115V239L116 240H114L113 241V239H114ZM117 237V238H116ZM143 237H145L144 239H143ZM150 237V238H149ZM102 240H101V239ZM113 238V239H112ZM152 238V239H151ZM157 238H159V239H157ZM164 238H166V242L168 243V244H166V243H164L165 241H164ZM58 239H60L59 237H58ZM57 239V240H58ZM68 239V238H67ZM67 239L65 238V241L67 242ZM100 239V240H99ZM118 239H119V241H118ZM168 239H170V241H168ZM5 240H7V241H5ZM56 240V241H57ZM61 240V239H60ZM60 240H58V245H59V243H61V242H59ZM64 240V239H63ZM131 240V241H130ZM163 242H162V241ZM188 240V241H187ZM99 241V242H98ZM142 241H144V242H142ZM264 241V240H263ZM33 242V241H32ZM65 242V243H66ZM118 242V243H117ZM129 242H131L129 245H128V243ZM20 243V244H19ZM53 243V242H52ZM51 243V244H52ZM64 243V242H63ZM81 243V242H80ZM87 243V244H86ZM109 243V244H108ZM118 245H117V244ZM1 244H3L2 246H1ZM10 244V245H9ZM22 244V245H21ZM54 244H56L55 243V241H54V243H53V245ZM116 244V245H115ZM124 244H126V247H125V245ZM140 244V247L138 246L137 247V245H139ZM163 244H165V246H163ZM262 244H264V243H262ZM13 245H15V247L16 248H14V246ZM94 245V246H93ZM128 245V246H127ZM132 245V246H131ZM191 247H190V246ZM210 246H208L207 247V251L208 252H205V254L204 255H202L204 258H206V256H207V259H204L202 256H198L197 257V255L195 256V259H197L198 258V261H200V262H198V264L199 263H201V262H203V261H205V260H208V259H211L212 260V264H216V262H217V258H212V256L214 257V253H213V249H214V244L213 243H211V244H209ZM56 246V245H55ZM54 246V247H55ZM69 246V247H68ZM108 246V247H107ZM137 248H136V247ZM161 246H163V247H161ZM190 247V248H188L187 250H186V248L187 247ZM48 247V246H47ZM58 247V246H57ZM59 247H60V245H59ZM75 247H77V248H75ZM97 247V248H96ZM263 247V248H262ZM13 248H14V250H16L17 248V250L16 251H13ZM23 249L25 248V247H22ZM26 248H28V246L26 247ZM48 248H53V247H51V245H50V247H48ZM47 248V249H48ZM110 248V249H109ZM131 248V249H130ZM136 250H138V252L136 251V252H134L135 251V249ZM139 248V249H138ZM193 248H194V246H193ZM21 249V248H20ZM21 250V251H24V250ZM56 249V248H55ZM160 249V250H159ZM191 249V250H190ZM209 249V250H208ZM212 250V252H211V250ZM264 245H261V246H257V247H254V248H251V249H249V252H250V250H251V252L250 253H248V255L247 256H244V257H242V255L241 256H239V255H235V256H233V258L232 257H230L231 258V260H233V261H235V262H229V260H230V258H227V260L226 261H224V263L223 264H227V263H230V264H235V263H237V264H264ZM57 250V249H56ZM83 250V251H82ZM94 250L95 251H97V253H99V255L97 254V253H95L94 252ZM107 250H109V251H107ZM9 251V252H8ZM47 251H49V249L47 250ZM55 251V250H54ZM53 250H51L50 252H54ZM85 251V252H84ZM88 251V252H87ZM91 251H93L92 253H91ZM157 251V252H156ZM158 251H160V252H158ZM189 251V252H188ZM191 251H193V252H191ZM14 252H16V254L14 253ZM17 252H20V254L18 253V255H17ZM210 252V253H209ZM74 253V254H73ZM79 253V254H78ZM84 253V254H83ZM94 253V254H93ZM155 253H158V254H155ZM206 253H209V256H208V254H206ZM78 254V255H77ZM97 254V255H96ZM107 255V256H105V255ZM134 254H138V255H134ZM259 254V255H258ZM12 255V256H11ZM74 255V256H73ZM93 255H95L96 256V258H97V260H95V256H93ZM101 255H103L102 256V259H103V261L99 258ZM126 255V256H125ZM156 255H158V259L156 258ZM206 255V256H205ZM77 256V257H76ZM105 256V257H104ZM109 256V257H108ZM123 256H125V257H123ZM161 256V257H160ZM236 256H238L237 258H236ZM248 256H249V258H248ZM4 257V258H3ZM23 257H25V255L23 256ZM22 257V258H23ZM159 257H160V259L162 260V259H164V260H167V261H164V260H160L159 259ZM171 257L173 258V259H171ZM201 259H200V258ZM209 257V258H208ZM211 257V258H210ZM215 257H216V255H215ZM36 258V257H35ZM74 258V259H73ZM82 258V259H81ZM104 258H105V260H104ZM24 259V258H23ZM22 259V260H23ZM58 259H59V261H58ZM68 259V260H67ZM80 259V260H79ZM100 259V260H99ZM154 259H156L155 261H153ZM175 259V260H174ZM235 259H237V260H235ZM52 260V259H51ZM215 261V263H214V261ZM230 260V261H231ZM4 261V262H3ZM11 261V262H12ZM95 261H96V263H95ZM102 261V262H101ZM163 261H164V263H163ZM240 262V263H238V262ZM11 262H9L10 264H11ZM23 262V261H22ZM51 262V261H50ZM166 262V263H165ZM169 262V264H172V262L170 263ZM8 263V261H7V264H9ZM16 263V264H17ZM52 263V262H51ZM219 263H221L219 260H218V262H217V264H219ZM20 264H22V263H20ZM173 264H176V262L175 263H173ZM185 264V263H184ZM187 264H191L190 262L189 263H187Z\"/></svg>",
	"mask_w": 264,
	"mask_h": 264
}]
</instances>
